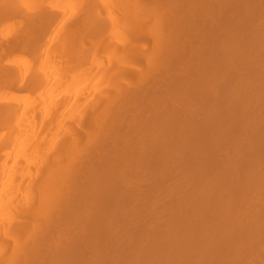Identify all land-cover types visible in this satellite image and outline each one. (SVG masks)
Wrapping results in <instances>:
<instances>
[{
	"label": "bare ground",
	"instance_id": "6f19581e",
	"mask_svg": "<svg viewBox=\"0 0 264 264\" xmlns=\"http://www.w3.org/2000/svg\"><path fill=\"white\" fill-rule=\"evenodd\" d=\"M148 1L149 0H5V1L0 2L1 3L0 5H3V3H7V4H5L6 8H4L5 10L6 9H8V11L10 10L9 11L10 13H8V11L6 10L7 15L9 16L11 14L12 15V16L10 15L11 18L13 16H15L13 18L17 19L19 22L17 25V28L13 29L11 34L9 33L7 36H3L2 38H0V172L5 170L6 174L8 175L9 181L11 182L10 187L8 189H6V190L0 189V264H60V262H61L60 258L62 255H64L61 252V249L63 248V244L62 245L60 244V241L62 238V237L60 238V217H62L60 215L62 214L63 217H65L64 214L67 213L66 210L68 209V211H70V209H71L70 207L66 208L65 206H67V205L62 204L63 208L66 210L64 211V209H62V208L60 210V205H61L60 204V201H61L60 196H62L59 194L60 193V187L62 186V188H63V186L66 185V183H62V181H66V179H69V182L71 180H73L74 182H77V180H80V181L82 180V182H79V183H82V184H79V186L78 185L76 186L74 184V182H72V181H71V183H69L67 180V182H68V184H71V185L73 183L75 185V187H77L76 189H78V188L83 189L82 185L85 187V185L89 184L90 182H93L91 180H98V182H99L102 179H103V181H105L104 179H106V181L107 180L110 181V182H107L108 183L107 185H109V183L110 184L113 183V181L111 182L113 177L116 178L117 180H118V178H119V180L121 179L122 182H124L123 179H126V180L131 179L132 180L133 178L144 177V176H146V174L154 173V171L156 170L155 164L160 162V161L163 165L166 164L165 168H167L166 166H167L168 161L171 162V160H169V159H171L173 145H174L173 142H174V139L176 138V137H174V136H176V135H174V132H175L174 127L176 125L174 124L175 119H173L175 114L172 115V108L175 105L174 104L175 103L174 91L176 90V88L178 91V89H180V87H181V91L179 92V94H181L180 96L182 97V94H183L184 96H186V97L183 96V98L188 99L189 94H190L189 92L192 91V87H194L196 85V83L195 84L193 83L194 84L193 86H190L191 83L189 85L184 83L188 86L183 85V83H181L182 81H180L181 71L179 72V69H178L179 67H177V69H178L177 71L179 72V77L177 76L178 73H177V75L173 73V71L176 70V69H173V67H176L175 65H177L179 60L181 62V59H180L182 57L181 55H183V53L185 51H186L185 55H186L187 59H190L189 57H191L192 55H194V56L197 55V53L195 54V52L199 49V47L196 46L197 50H195V47H193L194 45L192 44L195 41V39H194V41L190 40L191 44H192V45H190L188 39H191V35H189V34L187 35L186 30H183V29H186V27L190 28L189 22H191V21L189 19H192L191 14L192 13L194 14L198 10L197 7H199V9H200V6H202L204 4L201 8H203L205 10L204 7L206 5H208L206 7L208 9L210 8V10L206 9L208 12H206V10H205V12H206L205 14L201 13L202 12V9H201V10H199L200 12L198 11L197 13H201V15L198 14L200 16L201 20L204 18L207 19L208 17L213 18L215 20V25L211 22L212 19L210 21H208V19L205 21L206 22L208 21L207 25H209V24L211 25V23H212L213 24L212 26H214L213 27L214 29L216 26L217 27L219 25L223 26L222 23L223 24L225 23L224 26H227L228 24H231V23H233V24L236 23L241 30H239L240 33H237L235 35L234 34L233 35L228 34L226 36L227 38L225 36H223V38L219 39L221 41H222V39H226V40H224V42L222 44L224 45V43H225V45H227L226 46L227 49L224 46V50H222L223 52L221 51V49H219V51H218V47H217V50H214V49H216V46L214 44H212V39H210V38H212V36H213L214 39H216V38H218V35H217V37L215 36L216 34L213 35L212 32L214 31V29L212 27H210V29L211 28L213 29L212 32L211 31L209 32L208 29L203 30V31H208L209 33H211V34H208L207 36H206L207 32L204 33L205 34V38H204V36H202L204 34H201L203 32H201V31L199 32V30H202L201 28L203 26H205L204 24H206V23L200 24L199 22H201V20L197 19V17L199 18V16H197V17L192 16V17L197 19V22H198L197 25H201V28L198 29L195 26L196 25L195 23H197V22H195L193 24L195 29L198 31V33H197V31L195 30L196 33L201 34L202 37H200V39L203 38V41H204V42H202L203 43L202 48H201V42H200V41H202V39L199 41L200 43L197 41L199 39L196 40L198 43L195 41L198 44V46H200L199 50H201V54H199V53L198 54L202 55V58H205L206 56H208L209 59L208 58L203 59V61L204 60H206V61L204 62V64H202V61L199 62L200 59H202L201 57H199L200 59L198 57L196 58V59H199V61H198L193 56V57H191V60H192V58H194L195 61H193L194 59L192 60L193 62L190 60L192 62L191 65L188 64V62L186 61L187 62L186 65H189L187 67L193 66L196 63L198 64V62H199V64H201V68H203V69L205 68V70H203V69L202 70L207 71L209 68L212 69L211 66H213L214 63L219 62V61L226 59V58L227 59L229 58V60H233L236 62L237 56L239 54H241L240 52L237 53V51H239V50H237V47L239 45L241 46V44H245V43L250 44L251 43L253 46L251 44H250V46H252V49H254L256 52L260 51L263 48L262 44L264 45V8H263L264 6L262 4L261 5L258 4L257 7L258 6L259 7L262 6V7H261V10L258 8L259 11L257 10L258 11L257 12L256 11L257 7L255 8V6H256V4H257L256 2L258 0H245V1L242 0V2L245 3L242 5V2H241L242 7L244 5H246L245 7H243L244 13L241 11L242 9H240L237 6L238 8H236V9L237 10L240 9V11L242 12L241 14H237L238 15L237 17H236V14L233 13L235 11L237 12V10L233 11L234 9H232L235 7V5H233L234 2L230 1V0H229V2L227 0L226 3L227 4L228 3L231 4V2L233 3L232 6H234V7H232L230 5L232 7L230 9L232 11V13L230 12L231 13L230 16H234V17H229L230 13H227L226 11H223V13L226 12L227 16L222 13V9L225 7L226 3L224 4V6L222 8H220V6H222L223 4H221V2H220L221 5H219L218 2L221 0H218V2L216 1L217 3L215 2V4H217V6L214 4V6H216L215 8H214V6L212 8L209 7L210 5H213L215 0H211V1H213V3H211V2L208 3L210 0L209 1L208 0H198L199 1L198 3H197V1L194 3L193 1H195V0H179V1L183 2V3L180 2V4H179V1L173 0L172 2H174V3L171 2L172 5H170V6L168 5L169 3L167 1V3H168L167 5L169 6V8H171V7L174 8L175 4L176 5L178 4L177 6L175 5L176 8L182 6V8L181 9L178 8V10L175 8L174 9L171 8L172 11H174V10H176V11H174L175 14H172V11L169 10L168 11L169 17H171V18H169L167 20H164L161 17L157 16V15H159V14H157V13H159L157 6L159 5L158 7H160L162 9L163 6L166 5V3L163 4V0H154L153 2L151 0V2L149 1L150 4L155 3V6L158 2L157 6L156 7L154 6V9H155L154 14H153L154 17L152 16L153 19L151 20V22L149 21L150 20L149 15H147L150 12V11H148V8H149L148 6H150ZM175 1H176V3H175ZM237 1H235V2H237ZM240 1L241 0H239V2L237 3L238 5L240 4ZM36 2H37V5H35ZM147 2H148V5H147ZM159 2L161 3V5L162 4L163 5L160 6ZM164 2H166V1H164ZM224 2H222V3H224ZM206 3H208V4H206ZM74 4L77 6H75ZM227 4H226V7L224 9H226L227 6L230 8V6ZM7 5H10L9 8H7L8 7ZM3 6H2V8H3ZM14 6H16V8ZM12 7H14V8H12ZM18 7H21V8L18 9ZM2 8L0 7L2 12H4V9H2ZM145 8L148 11V13L146 12L147 14L145 13ZM150 8H153V7H150ZM194 8H196L197 10ZM15 9H18L19 11L15 10ZM12 10L14 11L15 14L18 15V18H17V15H15ZM21 10H23V11H21ZM101 11H102V14H101ZM260 11H262V12H260ZM177 12H180V14L179 13L177 14ZM254 12L255 13L257 12V15L259 18L257 17V15L255 16ZM1 14L2 13L0 12V16H1ZM221 14H222V16L225 15L228 20H225V18L222 17ZM259 14L260 15L262 14L263 16L261 15L262 16L261 17V16H259ZM7 15H6V18H8ZM239 15H242V16L239 18ZM175 16H178L179 18H177ZM243 16L246 17V19L248 18V20L246 21ZM2 17L0 18L1 19L0 21H2ZM4 17H5V15H4ZM194 18L192 20H196ZM231 18H232V20H231ZM242 18H244L243 19L244 21H242ZM3 19H5V18H3ZM179 19H180L181 24H180V22H178ZM205 21L202 20V22H205ZM209 22H211V23H209ZM57 23H60V34L58 33V31L56 29H54V26ZM149 23H151L150 29L147 25ZM177 23H179V24L176 27ZM186 23H189V24L186 26L185 25ZM226 23H228V24H226ZM257 23H258V25H260L259 26V27H261L260 29H263V30H261V32L259 29L256 28V26H254V25H257ZM182 24L185 25L186 27L183 26ZM174 25H175V27H174ZM180 25H182L181 28L182 27L183 28L178 31L179 32L178 35L180 38L179 39L177 37L178 35L176 34L177 33L176 30L179 29ZM207 25L205 26L206 28H207ZM248 25H252V27L255 30L256 29L259 30V31H257V30L255 31L257 34L255 32H253V34L255 33V36L253 35L254 37L249 35L248 33H247V35L250 38H248V36L245 35L244 31H245V28H248ZM258 25H257V27H258ZM220 27H218V28H220ZM174 28H176V29H174ZM189 28H187V29H189ZM192 28L193 27H191L190 29L192 30ZM206 28H203V29H206ZM223 28L224 27H221V29H223ZM147 29H149V30L147 31ZM180 31H183L182 36H184L183 37L184 40H182V41H181L182 36L180 35L181 34ZM141 32H144L145 34L142 33L144 35H139ZM229 32L232 33L230 30H229ZM188 33H189V30H188ZM192 33H193V30H192V32H190V34H192ZM213 33H217V34L219 33L220 34L219 31H214ZM224 33H225V29H224ZM197 34L194 33V36ZM136 35H138V36H136ZM210 35H212V36L209 38L208 36H210ZM222 35H224V34H222ZM188 36H189V38H188ZM219 37H222V36H219ZM197 38H198V36H197ZM176 39L177 40L179 39V42L176 41ZM217 42L218 41H216V43ZM147 45H150V47H148L150 49V54L144 59V56H143L144 47ZM246 47H248V45ZM235 49H236V52H232L233 50L235 51ZM239 49H240V47H239ZM243 49H245V46L243 47ZM249 49H250V47H249ZM199 50L197 52H199ZM254 50H252L251 53L252 52L254 53ZM188 51L191 52L192 54L191 53L188 54ZM229 51H231L232 53ZM240 51H241V49H240ZM243 51L246 53L247 49H245ZM243 51H242V53L244 54ZM263 51H264V49H263ZM253 53L251 54L252 56H253ZM136 54L139 55L142 59H144L145 65H146L145 69L143 66H140L139 64L133 65L132 63H130L131 61L128 58H132L133 56H136ZM187 55H191V56H187ZM139 56H138V60H139ZM239 56L237 58V62L239 60ZM254 56H255V54H254ZM183 58L185 59V56ZM242 58H243V55H242ZM251 58L252 57L249 58L250 61H251ZM258 58H259V56H258ZM187 59H185V60H187ZM247 59H248V57H247ZM252 59H255V58H252ZM262 59H264V58L262 57ZM138 60H137V62H138ZM185 60L183 62H185ZM241 60H239V61L241 62ZM261 60H259L260 63H261ZM223 62H224V60H223ZM235 62H233V63L236 64L237 62L236 63ZM240 62H238V63L240 64ZM245 62H247V61H245ZM255 62H257V60ZM238 63L236 65H238ZM247 63H249V62H247ZM250 64L248 66H250ZM253 64H252V67L254 68L255 65L256 66L259 65V62H257V64H255L254 66H253ZM179 65L180 64L178 63V66ZM183 65H185V64H183ZM242 66H244L246 69L248 68V67H246L247 65L245 66L242 64ZM263 66H264V63L262 64L261 67H263ZM82 67H85V68L83 69V71L81 73H79L80 74L79 78H75L76 73ZM183 67L184 68L182 70L186 69L185 66H183ZM193 67H194L193 69L196 68L195 66H193ZM238 67L240 68V66H238ZM250 67L248 69L251 70ZM258 67H260V66H257V68ZM190 68H192V67H190ZM201 68H199V69L201 70ZM235 69H233V70H235ZM255 69H256V67H255ZM259 69H257V70H259ZM190 70L193 71L192 69H190ZM261 70H262V68H261ZM184 71L187 73L186 70H184ZM191 71H189L188 73H190ZM192 73H194V72H192ZM192 73H190L191 76L189 74V76L191 78L195 74L194 73L192 75ZM231 73H233V71ZM261 73L264 75V71H261ZM251 74H254V73H250V77H251ZM256 74L254 77H257L260 75V74H257V76H256ZM262 74L259 77V81L261 78H262V80L264 78V76ZM102 75H104V77H102ZM232 75H234V74H232ZM228 76H231V75H228ZM190 77H185V78H186V80H189L188 78H190ZM66 78H67V80H66ZM203 78L201 79V81L203 80ZM233 78L238 79V78H236V76ZM64 79L67 82H68V79H69V81L72 80L73 82L77 81L78 82L77 85H79V82H81V81L88 82V83H86L87 85L86 84L83 85L85 87L79 88L75 91H73V90L70 91L69 89H71V88H69V89L66 88V89H63L60 91V92H62L60 94V96L48 97L47 93L49 91V87H50V89H51V87L53 89V88L60 86L59 84H63L65 82ZM192 79H194V78H192ZM206 80H208V79L204 78L203 81L205 82ZM228 80H230V82H231V79L228 78ZM90 81H92L93 83L91 82L92 85L88 86V84H90L89 83ZM194 81H195V79H194ZM201 81L197 85H202V87H203L206 83L203 84V81L202 82ZM208 81H207L208 85H205L207 87L210 86L209 83H211ZM237 81L238 80H236L234 82V83H237L234 85H237L236 88L237 89L239 88L240 90L242 88H244L243 86L246 83L249 84V79H247V82L243 83V84H242V82H245L246 79H245V81L243 79H239V85L240 84H241L240 86L243 85L241 88L240 86H238ZM256 81H258V78ZM256 81H255V85H257L259 83V82L256 83ZM227 82H226V84H227ZM251 82H252V78H251ZM251 82L249 84V87L252 86L250 92H252V94H254V95L257 93V96L255 99H257V100H258V98L261 99V97H258V96H260L258 94L261 93V92H259L261 88L258 89V87H257L258 91H256V89H255V92L253 93L252 89H254L255 86L253 88V85H251ZM263 82H260V83H262V85H261L262 87L264 85ZM219 85H220V83H219ZM228 85H229L228 87H226L227 85L224 87V84L222 85V83H221V86H223V87L220 86L221 88L215 87L213 89L211 88L212 86H210V88L212 90L215 89V92L217 93V94H214L215 92L214 91L212 92V90L210 89L212 94L216 95V96H212L211 92H209L210 97H212L211 99L216 97V98H214V101L212 102V104H211V100L209 101V103L211 104V105L209 104L210 105L209 109L211 108V110H213V112L211 111L212 113L209 110V112L211 114L217 115V114H215V110L217 111V109L219 110L218 115H221V114H219V112H221L223 114L224 111L230 110V114H228L229 113L228 112L227 114L224 115L225 117L223 116V118H226V117H228L226 115H230V116L232 115L231 110H234L236 107H238L239 97L235 93L236 88L234 87L233 88L234 92H231L232 91L231 86L233 85V83H232V85L228 83ZM44 86L46 87V89L44 88ZM261 86H259V87H261ZM43 89H45L46 91ZM195 89H196V87H195ZM205 89H207V88L204 87V90ZM247 90H248L247 94L250 95V98H251L252 94H249L250 88H247ZM36 91H38V96L35 95ZM177 91H175L176 94H177ZM208 91H205V92L208 93ZM209 93H208V95H209ZM230 93L232 95H233V93H234V95H237L238 99L236 97H234L232 99L231 96H228V94H230ZM242 93H244V92H242ZM239 94H240V92H239ZM262 94L264 95V91L261 93V95ZM248 95H247V99L245 97L244 98L240 97V98L244 99V101L246 99V101L249 102L248 100H250V98H248L249 97ZM254 95H252V97H254ZM228 97H230L232 100L229 99ZM176 99H177V95H176ZM173 100H174V102H173ZM180 100H182V99L180 98ZM263 100H264V98H262V103L264 102ZM240 101L241 100H239V103H240ZM255 101H254V104H256V103L258 104V101L256 103H255ZM68 102H72L74 105L78 106V110H77L78 115L73 117V118H71L72 117L71 114H69V113L67 114V112L63 110L64 107L66 106V104H68ZM250 103H252V102H250ZM217 104L219 105V108H218ZM260 104H261V102L259 103V106H260ZM215 105H216V107H215ZM242 105H244V103ZM262 106H263V104H262ZM242 107L240 104L238 110H241ZM256 107H258V106H256ZM173 109H175V106ZM246 109H248L250 112H252L251 109H249V108H246ZM243 110H245V108ZM253 110H254L253 111L254 114L257 113L255 111V108H253ZM256 110H258V109H256ZM261 111H263V110H261ZM173 113H175V111H173ZM242 113H240V114H242ZM244 113H246V112H244ZM249 113L247 112L246 113L247 115L244 114L246 117V119H244V120L248 121L247 119H248ZM258 113H260V109H259ZM234 115L237 116V117H235V119H234ZM232 116H233V118L229 117V122L231 119H233L232 122L237 120L236 118H238L239 113H238V115L236 113H233ZM250 116H249V118H251V119L249 121L253 120L251 123L258 121V120L254 121V118H256L255 117L256 114L252 115L251 117ZM253 116H254V118H253ZM257 116H259V114ZM209 117H206V118L210 119V118H214L216 116H213L210 118ZM242 117H244V116H242ZM257 118L258 119L262 118L260 120L262 122H264L263 117L260 116ZM207 119H205V120L207 121ZM217 119H218V121H217ZM217 119L215 120L216 124H218L221 121L220 117ZM210 120L211 121L208 120L207 122L202 121L204 123H202L201 126L199 124L197 129L195 128L196 129L195 132L200 127L202 128L203 133H201V134H204L203 136H206L205 134H210L211 131L216 132L215 127H217V125L213 122L214 120L213 121H212V119H210ZM226 120H228V118ZM244 120H242V121H244ZM260 120H259V122H257V124H260V126H258V127L264 128L263 123H262L263 127H261ZM224 121L225 120H222L221 122H224ZM221 122H220L221 125H225L224 124L225 122L223 124ZM245 122H243V123H245ZM235 123L237 125L238 122L235 121ZM227 124H228V122H227ZM241 124H239V125L241 127H243L242 125H244V124H242V125ZM232 125L233 124L230 125V127H229L230 129H231V127L233 129V127L236 126V125L235 126H232ZM239 125H237V126H239ZM252 125H253V127H252ZM256 125H255V123L249 124L251 129L248 128L247 131L249 132V131L253 130V132L252 133L250 132L251 135L248 133L249 134L248 136H252V134L256 135L257 132L256 133L254 132V129L256 128L254 126H256ZM236 127L234 129H236ZM245 127H246V123H245ZM245 127H243V129H245ZM212 128H214L215 130ZM217 128H219V127H217ZM220 128H221V126H220ZM224 128H225V126H224ZM224 128H222V130ZM230 129H229V132H231ZM243 129L242 130L239 129L241 131L240 134L243 133V131H244ZM246 129H247V127H246ZM256 129H258V128H256ZM256 129H255V131H256ZM225 130L227 132V129H225ZM261 130H263V129H261ZM192 131H194V129ZM200 131H198L196 133H200ZM213 132H212V134H213ZM229 132L227 134L223 133L224 136L229 135ZM259 132H261V131L259 130L257 135L259 134ZM262 132H264V131H262ZM219 133H220V130H219ZM232 133L234 134L232 136L237 137L235 135V133L239 134L238 128H237V130H235V133L233 131H232ZM192 134H193L192 136H194L195 133L193 132ZM212 134H210V135H212ZM223 134H222V136H223ZM218 135H217V137H218ZM242 135H240V136H242ZM261 135H263V134H261ZM261 135L258 136L259 139H260ZM188 136L190 138V135L185 136V138H186L185 142L188 140ZM199 136L200 135H197V137H199ZM232 136H231V138H232ZM246 136H247V133H246ZM208 137L206 136V140L211 139V141H212V137L211 138L210 137L208 138ZM191 138H190V140H191ZM194 138L196 139V136ZM194 138H192V140H194ZM213 138H214V136H213ZM222 138H224V137H222ZM239 138L240 137L235 138L236 139L235 145H236L237 141L241 140ZM243 138H245V137H242V139ZM251 138H253V137H251ZM200 139H202V138H200ZM228 139L225 138V141L227 142ZM235 139H233V141ZM190 140L187 141L185 144L183 142L184 146H181V148L179 149V151H181L182 153L185 152L186 155L184 153L180 154V152H179L180 156L184 155L180 159L178 158L179 163L177 162L178 163V169L180 168V170L177 169V171H180V175L178 174L180 176V177L178 176V178H180V181H179V179H177L178 185H177V183H175L174 185L176 188L173 190V187H174V185H173L172 191H171V192L174 191V193L176 194V195H174L171 193L172 197L174 196L175 198H177V197L183 196V198H186V200L185 199L181 200V198L180 199L177 198L178 199V200L176 199L178 201L177 204L176 205L171 204L172 206H175L174 210H176V211H174V212L177 213L176 215L184 214L183 208L185 209V212H187L186 210L190 209V208H187L188 203L191 204V205H189V207H192V206L197 207V208L195 207V209L193 207L191 208L192 210L194 209V212H195V210L199 211L200 209H202L201 206L203 208H206L205 207L206 205L203 203L205 202L206 204H208V199L211 197H212V201H214L215 203L210 201L211 200L210 199L209 204L213 205L212 203H214V205H215L214 209H215V207L221 208V209H218V210H220L218 212H222V211H224V210H222L223 205H219L218 203L222 204V203H224V201L226 203L227 201H230V198H233V197L235 198V196H236L237 199L236 198L235 199L237 201H235V204H237V205L235 206L233 204L234 205V211L231 212V215L233 213L237 217L241 214V211H240V209L236 210L235 207H237L239 205L238 204L239 201L242 203L240 205H243V202H245L243 200L245 198H247L246 195H248L247 193H249L247 191H250L251 193L254 192L257 195L258 194H261V195H258V196L255 195L257 198V200H255L256 203H255V205H254V203L251 204V205L255 206L254 208L252 207L253 210H250L251 209L250 205H249L250 207H248V208H250L249 209L250 212H246V211H244L245 209H241L242 211H244L246 213H244L243 216L241 214L240 215L241 217L239 216L240 218L238 217L241 220V224H242V225L240 224V226H238L239 230L242 233H240V231L236 228L237 229L236 231L237 232L239 231V232L238 233L235 232V234L240 233L238 236L234 235L233 232L235 231L234 227H236L235 223L238 221L240 222V220L238 219V221H237V218L236 217L232 218L230 214L229 215H230L232 220H230V219L227 220L228 216L227 217L225 216L226 211H224V213L223 212L221 213L225 216V218L223 215H221L219 213L221 215V217H220L219 215L216 214V213H218V212H216L217 208L214 211V210H212V208H213L212 206H211L212 208L210 206H208V207H209V209H211L210 212L214 215L212 216V214L210 212H208V213L206 212L205 214L208 217L207 220L211 219V221L209 220V222L213 223V226H211V227H214L216 224L218 225V223H220L222 221L223 224L222 225L220 224V225L222 226L223 230H221V227L219 228L216 225L215 227H217V228L216 229L214 228L215 230L212 229L210 231L211 228L210 229L206 228V225H204V224L208 223V227H209L212 223H210V225H209V222L207 220L203 221V219H202V222L207 221V223L205 222L204 224L202 222H200L204 225L205 232L202 231L203 227L201 228L199 226H196V225H198L197 223L199 221L196 223L194 221L195 226H193V223L190 222V224L193 227H191L187 223L190 226V228H194V227L200 228V229L198 228L199 230L197 231L198 235L196 233L197 236H195V232H193V231H195L194 230L195 228L193 229V231H192L193 236H195L197 238L204 237L200 240L196 239L194 242H193V240L195 239V237L192 238L193 237L192 235H191L192 237L189 236L190 238H187L188 235H190V232L192 229L191 230L185 229V230H188L187 233H189V234H187V236L183 232H182V234L181 233L179 234V232H181L180 230H178L179 232H177L175 230V228L176 227L178 228L179 225H181V224L184 225V223L188 222L187 221V220H189L188 217H192V215H194L192 213V210H188L189 215L192 213L191 216H189V215L186 216L187 215V213H186L185 216L187 217V219H186V217L182 218L181 221H184V220H186V221H184V223H181L180 220L179 221L177 220V219H179V216H178V218H176L177 216L174 215L175 216L174 217L173 214L171 213L170 209H169V212L166 209V211L169 213V215L167 216L168 213L167 214L164 213L165 214L164 216L167 218L168 217L171 218V216H170V213H171V215H172L171 219L178 221L176 224L174 223L175 221L172 222L175 224L174 230L176 231V235L173 234L174 232H172V229H171L173 227V224L171 223L172 220L169 221L172 224V226H170L168 222H165V220H168V219L163 218L164 216H162L160 214V212L158 213V211H157L156 213H158V214L155 216L156 220L160 214L162 216V218H160V219H163V220L165 219L164 220L165 223L164 222H161V223H164V225L168 223L167 225H169V226L167 228H169V227L170 228L167 230V229H165L166 226H162V227L160 226L159 228L163 229V232H162L163 235H161V236L159 235L161 233V230H160V232L156 231L158 233V238L156 237L157 235H155V234H157L156 232L150 233V231H149L148 235H150V234L151 235L150 236L147 235V237H150V238L155 237L156 239L151 238V240L148 241V243L146 244L147 249L145 251L143 250L145 248H143L144 246L142 247V245H145L146 240L150 239V238H146L145 235L147 233L145 232L146 234H143V236H142L143 241H140V239H138V238H141L140 237L141 235L139 234V232L142 230L140 228V231L139 232L137 231L140 236H138V235L136 236V237H138L137 239L139 240L140 244L138 242L134 241L135 244L134 243L133 244L135 246L130 245L131 248L135 247L137 249V251H136V249L134 248V252H133V254H131V257H133V261L136 264H206V262H207V264L209 262H210L209 264H211L212 262L214 263L213 260H215V259H213L209 255H212L213 257H217L218 255L216 253H213L212 249L213 250H215V249L211 248V247H212V244H214V243H211L212 239L211 240L209 239L211 237L208 238L207 236L208 235L211 236L212 234L210 232H212V231L216 232L218 229L220 234L216 232L218 235L216 233L214 235L215 239L216 240L218 239L219 244H220V245L219 244H217V245H219V247L221 245H223L225 247L223 249L224 251L227 248L229 250H227L225 252L222 250L225 254L221 253V254H223V256L218 257V259L216 258L218 261L215 260V264L216 263L217 264H264V248H263V251L260 250L262 245L264 247V242L261 243L263 241V238H264V195H263L264 194V173H262L260 171V169L262 170V166H261L262 163L264 166V161H263L264 158L261 156V158H260L262 160L261 163L259 161L260 159L258 160L260 164L254 162V161H256V159L259 158V157L257 158L256 156L254 157V158H256L254 160L251 157L252 158L251 161L253 160L252 162L249 161L250 158H248L246 160V157L249 156V152H250V149L248 147H249V145H251V143H250L251 141L248 139L250 144L248 142H245L246 147L249 144L247 149L243 148V145H241L242 146V152H243V149L244 150L246 149L247 152L249 149V152L247 153L248 155L246 156V154H245L244 158H242V160L245 159V161L244 160L240 161L239 160L240 157H239L238 160H239L240 166H237L235 164L237 162L234 163V160L237 161L238 156L236 155V153L239 152V150H238V148L235 149L236 147H234V149H232L233 145L229 147L231 150H233L232 152H236L234 155V153L231 154V152H229V151H231L230 149L228 150L227 154H231L232 155L231 157L234 158L233 161H231L233 158H230V160L224 158L225 160H227L226 163L230 162L229 166H231V164H232L234 170H237V169H235V166H237V168L239 167V170H240V167L242 165L241 162H243V164L244 163L245 164L242 165V167H244L246 165L245 166L246 168L244 167L246 169V171H247L248 166L249 167L252 166V165H250V163L253 164V167H250V170L248 168V174H247V172L244 171L245 169L244 170L242 169V171H244L245 173L242 171H240V172H242L241 174L243 176L246 175V177L236 175L237 178H235L236 172H232V171L228 172V170H230V169H227L229 166H227V168L225 167V169L223 168L221 170H219L218 168L215 167L216 171L219 170V172L221 171V175L223 174L222 176L220 175L221 178H223V176H225V173L230 174L231 172L234 173V176H232L231 174L230 175L232 177H234L233 179H235V180L239 179L240 177L241 178L242 177L248 178L247 181H245V179H242V180H244L243 182L239 181L241 179H239L238 181H235V182H237V183H235V184H237L236 186H234L235 184H233L231 182L232 179L229 178V180H230L229 182L232 183V185L234 187V192H236V193H232L235 195L233 197H231L232 196V194H231L230 198H228L229 195H227V194H229L230 191L233 192V187H228L231 184L227 185V183L224 182V181H227L225 177H224L225 180H223L221 178L218 179L217 178L218 176L215 175L212 178L214 180H215V178H217L216 181L213 180L215 183L210 178L207 179L208 183H206L207 180L204 181V178H203L204 173L206 171H208V172H207V174L205 173L206 174L205 176H208V175H210L209 171H211L212 169H213L212 171L215 170V168H213L214 166H216L214 164L215 161H213V159H215L213 157L214 153H212V154L207 153V155H206L209 158H210V156H208V154L211 156L213 155L212 156L213 159L211 158V160L213 161V162H211L212 164L209 162L211 160L205 158V156H204L206 165L204 167V164H202V163H204V161H202V160H201L202 163L200 165L202 168L204 167L205 169L203 168L204 171H203V169L201 170V168L199 170L198 169L199 167L197 166L198 165L197 161H196V163L194 161L195 160L194 158L196 155L198 158V154H196L197 152L195 153V155L194 154L190 155L191 151L195 152V150L194 149L192 150V148L194 146V142L195 141L197 142V139L194 142L191 140L193 142V146H192V144H191L192 142ZM198 140H199V138H198ZM229 140L231 141V139H229ZM225 141L222 142L223 145H224ZM189 142H191V143H189ZM260 142L262 143V141H260ZM260 142L257 141L258 144H256L255 147L257 145H260L259 147L261 148V144H259ZM202 143H204V142L202 141ZM212 143H213V141H212ZM238 143H237V145H238ZM241 143L243 144V142H241ZM199 144L202 147L203 144H201V143H198V144L196 143V146H199ZM214 144L219 145L215 142V143H213L214 147H215ZM228 144H231V142H229ZM226 145L223 146L224 148H221V149H220V147H218V148L220 150H222V149L225 150ZM59 146H60V162L58 164H60L61 166H60V169L52 172V170L50 168L52 162H50L49 159H53L54 155H57V150H58ZM210 146H212V144ZM251 146L253 147V145H251ZM40 147L41 148H46V147L49 148V150H50L49 155L42 160H31L30 154L35 152V150L40 149ZM221 147H222V145H221ZM252 147H251V149L254 152H256L255 150L257 148L253 147V148H255V150H254ZM202 149H203V147H202ZM204 149H203V151H204ZM206 149H207V147H206ZM211 149H213V148H211ZM226 149H228V148H226ZM51 150H52V154H51ZM198 150H196V151H198ZM214 150H217V148ZM236 150H238V151H236ZM240 150H241V148H240ZM257 150L262 152L261 149L260 150L257 149ZM199 152H200V150H199ZM214 152L216 154V151H214ZM224 152H226V151H224ZM254 152H252V153H254ZM260 152H258L260 155H262L264 153V152H262V153H260ZM17 153H20V155L23 153L21 156L26 155V156H24V165L23 166L17 167L15 165L17 163L16 157L18 159L21 158V156L18 157L16 155ZM64 155L69 156L66 161H64V158L62 157ZM240 155L243 156V154H240ZM256 155H258V154H256ZM228 156L230 157V155H228ZM234 156L235 157L237 156V157L235 158ZM217 157H218V155H217ZM8 160H12L13 163L16 161V163L14 164L15 166L11 165L14 168L9 167V164L7 166ZM216 160L218 161L219 159H216ZM228 160H229V162H228ZM224 161H222L223 162L222 164L220 163L221 165L217 163L218 166L220 165V168L223 167L222 165L226 166ZM63 162H64V164H63ZM170 162H169V164H170ZM193 163L197 164L196 165L197 168H196V166L194 167ZM246 163H248V165ZM233 164H235V165H233ZM256 164H257V166H255ZM258 164H259V166H258ZM171 166H173V164ZM171 166H170V168H172ZM259 167H260V169H259ZM43 168H46V169H43ZM251 168H253L252 171H251ZM165 170H163V171L165 172ZM222 170L224 171V173L222 172ZM239 170H237V172ZM163 171H160L161 173H159V174H162ZM212 171L210 172L211 175H212ZM249 171H250V174H249ZM256 171L257 172L259 171L258 173L261 172L263 177H260V175ZM262 171L264 172V170H262ZM16 174L18 175L19 178H21L20 179L21 182H19V183H16V182L14 183ZM229 174L226 175L227 178L231 177V176H229ZM237 174H240V173L238 172ZM213 175H214V172H213ZM249 175H250V177H249ZM162 176L163 175H161L160 177H162ZM210 176H208V177H210ZM238 176H240V177H238ZM110 177H111V180H110ZM208 177H206V178H208ZM107 178H109V179H107ZM56 179H57V181L55 182ZM85 180H90V181H88L89 183L85 184ZM126 180H125V182H126ZM129 180H127V182ZM158 180L160 183V178ZM202 180L205 183H203ZM210 180H211V183H214V185L209 184ZM164 181H166V180L164 179ZM122 182H116L115 181L114 184L115 183H122ZM103 183L99 182L97 184L98 186L96 188H100L99 187L100 184H102L101 185L102 189L107 188L109 191H111L112 189L114 191V188H116V184H115V187H114V184H111V185H113V187H110L111 185L107 186V185H105V183L103 185ZM164 183H166V182H164ZM242 183H244V184H242ZM68 184H67L68 189L73 188V186L70 187ZM157 184L158 183H156L154 185L156 186ZM223 184H226L228 188L226 187V189H224L225 185H223ZM91 185H93V184L90 183L89 187H91ZM119 185H121V184H119ZM122 185H123V183H122ZM122 185L120 187H122ZM154 185H153V187H154ZM220 185L221 186L223 185L222 187L224 189V190L220 191L221 193L218 192L219 191L218 187ZM117 186H118V184H117ZM221 186H220V188H221ZM157 187H158V185L156 186V188ZM62 188H61V190H63ZM86 188L88 189V187H86ZM86 188H84V190H86ZM154 188H153V190H154ZM182 188H185L186 191H184V192L181 191L180 189H182ZM68 189H64V191L65 190L67 191ZM76 189H75V191L74 190H72V191L74 193L76 192L75 194H78L80 197H81V193L82 194L85 193V192H83V190H80L81 193H78L79 190L77 191ZM92 189H93V187H92ZM149 189H152V187H150ZM167 189H169V188H167ZM212 189L214 191H212ZM228 189L230 191H228ZM35 190H38V193L36 192V194H39L40 196H38L34 193ZM170 190H168V191H170ZM182 190H184V189H182ZM91 191H93V190H91ZM96 191H97V189H96ZM155 191L158 192L159 189L155 190ZM178 191L181 193H176ZM68 192H70L71 194L73 193V192H71V189L68 190L67 193L64 195V197L66 196L65 199L68 197L67 194H70ZM127 192H128V190H127ZM153 192L151 194H153ZM160 192H161V189H160ZM212 192H213V194H212ZM245 192H247V193H245ZM163 193H165V192L163 191ZM254 193L251 194V196L254 195ZM17 194H18V196H17ZM87 194H89V193L87 192ZM87 194H85V195H87ZM91 194H92V192H91ZM91 194H90V199L87 198L88 202H89V200L91 201V198H92ZM151 194H150V196H151ZM179 194L180 195L182 194V195L179 196ZM244 194H246V195H244ZM123 195H122V197H123ZM129 195L131 197V194H129ZM168 195H170V193ZM226 195H227V198H226ZM262 195H263V197H262ZM127 196L128 195H126L124 197H127ZM219 196H220V198H219ZM223 196H225L224 198L227 200L223 201L222 200ZM260 196H261V198H260ZM84 197L85 196L83 195V198ZM153 197H152V202L154 201ZM215 197H217V198H215ZM258 197H259V199H258ZM38 198H40L41 202H39ZM72 198L73 197H71V198L69 197V199H72ZM76 198H78V197H76ZM117 198H119V197H116V199ZM248 198H249V200L252 199L249 195H248ZM78 199H80V200L76 204ZM78 199H76L77 201L75 199H72L71 201L74 200L75 206L78 205L81 207V205H79V203H80V201L82 202V199L81 198H78ZM92 199H93L92 203H94L93 201H95V200H94V198H92ZM127 199H128V197H127ZM215 199H218V200L220 199L221 202L216 203ZM65 201H64L65 204H68V202L71 203V201H69V200H67L66 202ZM145 201H146V199H145ZM174 201H175V199H174ZM88 202H87V204H88ZM113 202L115 203V201H113ZM120 202L123 203V199H122V201L120 199ZM120 202L118 201L119 204H120ZM149 202H150V200H149ZM230 202H229V208L227 209L228 211H229L230 207L233 208L232 205L230 206ZM250 202H254V200L250 201ZM92 203L89 202L88 205H91ZM118 203H115V205H117ZM172 203H174V202H172ZM232 203H234V202H232ZM246 203H249V201L245 202V204ZM84 204H85V202L83 201L82 205L84 206ZM87 204H85L84 207H87L86 206ZM166 204L165 205L163 204L165 207L162 206V210L166 207L169 208L168 204H167V206H166ZM186 204H187V206H186ZM245 204H244V206H245ZM72 205H73V203L70 204V206H72ZM94 205H95V203H94ZM94 205H92V206H94ZM226 205H228V204H226ZM226 205H224V207H226ZM78 206H76V208H78ZM172 206H170V208H173ZM220 206H222V207H220ZM121 207H122V205H121ZM198 207H199V209H198ZM224 207H223V209H225ZM53 208H54V210H52ZM73 208H74V205H73ZM87 208H90V206H88ZM178 208H179V210H178ZM180 208L182 209L183 213H178L181 210ZM238 208H240V207H238ZM90 209H93L92 212L94 213V208L91 207ZM115 210L113 212H115ZM171 210L173 212V209H171ZM202 210L204 211V209H202ZM202 210H200V211H202ZM61 211L62 212L64 211L65 213H62ZM163 211H165V210H163ZM190 211H191V213H190ZM198 211H196L195 216L200 215V213ZM203 211L201 213L204 214ZM230 211H231V209H230ZM239 211H240V213H239ZM60 212H61V214H60ZM72 212L74 213L73 210H72ZM87 212L90 215L87 214L89 217L88 216H86V217L90 218L92 216L91 214H93V213H90L91 210L87 211ZM234 212L236 214L238 213L239 215L238 214L236 215ZM156 213H153V214H156ZM203 214H201L202 218H204L206 216ZM215 214L221 218V221L215 220L217 222V223H215V221L213 220L214 217H216ZM69 215H71V214H69ZM208 215L212 216L213 219L209 218L210 216H208ZM226 215H228V212L226 213ZM16 216L22 217L23 220L17 221ZM113 216L115 217V215H113ZM135 216H137V214H135ZM152 216H154V215H152ZM222 216H223L224 220L222 219ZM66 217H67V215H66ZM79 217H80V215H79ZM173 217L176 219H174ZM180 217H182V216L180 215ZM152 218H154V217H152ZM199 218H200V216H197V220ZM64 219L65 218H63V220ZM74 219H76V218H74ZM204 219H206V217ZM216 219H218V217H216ZM107 220H108V218H107ZM163 220H161V221H163ZM190 220H192V222H193V219L190 218ZM234 220H235V222H234ZM65 221H67V220H65ZM79 221H81V220H79ZM200 221H201V219H200ZM231 221H232V223L234 222V225L232 223H229ZM37 222H39V228H37V226H36ZM77 222H78V219H77ZM107 222L108 221H106L105 224ZM109 222H110V220H109ZM74 223H75V220H74ZM74 223H72L71 225H73ZM159 223H160V220H159ZM69 224H70V222H69ZM83 224H84V222H82L81 225H79V226L82 228ZM177 224H178V226H177ZM229 224H230V226L231 225L232 226L230 227ZM106 225H108V224H106ZM73 226L75 227V225H73ZM112 226L110 224V227H112ZM181 226H179V227L181 229L183 228V231H185L184 227H181ZM184 226L186 227L187 225L185 224ZM189 226H187V227H189ZM200 226H202V225L200 224ZM69 227L71 228V226H69ZM105 227L107 228V226H105ZM105 227L103 228V232L106 230ZM108 227H109V225H108ZM151 227H153V226H149L147 228H149L150 230H153V228L151 229ZM232 227L234 230L231 229ZM77 228L81 229L79 227H77ZM154 228H155V226H154ZM159 228H157V226H156L155 229L159 230ZM180 228H178V229H180ZM149 229H146V231H148ZM206 229H209V230H206ZM107 230L111 231L112 229L110 230V228L109 229L107 228ZM164 230H166L165 232L168 231L169 236H167L168 234L165 233ZM170 231L172 232V234L169 233ZM200 231H202V232H200ZM110 233L112 234V232H110ZM142 233H143V231H142ZM199 233H200V235L202 233H206V235H207V233H210V234H208L207 236L205 234L200 236ZM63 234L61 233V235H63ZM74 234H76V233H74ZM170 234H171V236H170ZM66 235L67 234H64V236H66ZM68 236H67V238H68ZM70 237H71V240H69V241H73L72 240L73 237L71 235H70ZM86 237H87V235H86ZM228 237H231V239L234 240L235 242H237L240 239H241L240 242L243 240L244 241V242H242L243 247H242L241 243L239 244L241 248L239 247V245L237 246V244L239 242H237L236 244H233V242L231 243L232 240ZM191 238L193 240H191ZM63 239H64V241L62 240L61 241L62 243L63 242L68 243L67 239H65L64 237H63ZM74 239H76V241L74 240L75 242L80 240L79 236H78V238L76 237ZM137 239H136V241H137ZM189 239H190V241H189ZM205 239H208V240H205ZM197 240L201 241V242H199V244H198ZM216 240H214V241H216ZM245 240H246V242L248 241V243H249V240H252V242L250 241L251 245L250 244H249V246L246 245ZM206 241H208V242H206ZM209 241H211V242H209ZM226 241L228 243L230 242L231 244L230 243L227 244ZM216 242H215V244H216ZM67 243L66 244L64 243V244L66 246H69L70 244L67 245ZM72 243H74V242H72ZM169 243H170V246H171V244L176 245L175 248L177 251L174 249L176 251V253H173L172 251H170V250H172L171 249L172 246L170 249H169V247L167 248V246H169ZM209 243L211 244L210 249L212 251V254H211L210 250H208V248L210 246ZM74 244H76V243H74ZM125 244H123V245L126 247ZM166 244H168V245L166 246ZM60 245H61V247H60ZM111 245H112L111 247H113V244H111ZM128 245H129V243H128ZM128 245H127V247H129ZM70 246H73V245L71 244ZM140 246H141V248H140ZM205 247H207V250H205L206 249ZM216 247H218V246H216ZM222 247L220 249H222ZM70 248L73 249V247H70ZM120 248H122V247H120ZM196 248H199V250L197 249L198 253L196 252L197 250L194 251ZM65 249L64 248L62 249L63 252ZM124 249H126V248H124ZM140 249H141V251L142 250L144 251V252L142 251V253H141L142 255L140 253H138V251H140ZM160 249H162L163 251L168 249L171 254L169 252H166L168 254H166L165 252H163L164 254H161L162 252L159 251ZM113 250H114V248L111 249V252ZM131 250L133 251V249H131ZM203 250H205V253H203L204 252ZM65 251H67V249ZM115 251H116V248H115ZM118 251H120V250H118ZM124 251L126 252V250H124ZM128 251H130V249L127 250V252ZM157 251H159L160 254H158ZM60 252L62 253V255H60L61 254ZM70 252H72V251H70ZM73 253L75 256H73L72 253H69L70 256L72 255V257H70L71 259L66 258V261H64L62 259V261H64V262L61 264H74V262L79 257V256L77 257L76 255H79V254H75V252H73ZM113 253L114 254L118 253L116 255L120 254V252H117V251H116V253L113 251L111 254H113ZM130 253L131 252H129V254ZM202 253L204 254V256L202 255ZM206 253H210L208 255L210 258H207L208 256H205ZM67 254H66V256H67ZM155 254L158 256H156ZM214 254H216L217 256L216 255L214 256ZM115 256H113L114 258H112V255H110V257L112 258V259L110 258L111 261H114ZM119 256L116 257L117 260H119L118 259V258H120ZM63 257L65 258V256H63ZM250 257L252 260L250 259ZM104 258H105V256H104ZM121 258L124 259L122 255H121ZM110 259H108V260H110ZM122 259L120 261H122ZM208 259H211L212 262L210 260L207 261ZM219 259H220V263H219ZM117 260L115 259V261H117ZM127 260L128 259H126V257H125L126 262H127ZM120 261H117V262H120ZM125 261L120 262V264L126 263ZM129 261L127 262V264L129 263ZM133 261L131 264H133ZM111 263H113V262H111ZM113 264H119V263H113Z\"/></svg>",
	"mask_w": 264,
	"mask_h": 264
},
{
	"label": "rangeland",
	"instance_id": "374dc122",
	"mask_svg": "<svg viewBox=\"0 0 264 264\" xmlns=\"http://www.w3.org/2000/svg\"><path fill=\"white\" fill-rule=\"evenodd\" d=\"M2 1H5V0H0V2H2ZM149 1L151 2V0H149ZM149 1H148V2H149ZM153 1H154V0H152V2H153ZM164 1H166V2H164ZM167 1H168L169 4L167 3ZM172 1H173V0H163V4L166 3V5L163 6L162 9H161L160 7H158L159 5L157 6V4H158V2H157L156 6H157V9H158V11H159V13H157V14H159V15H157V16L161 17V18L164 19V20H167V19L171 18V17H169V13H168L169 10L172 11V9H174V8L177 9V10H178V8H179V9L182 8L181 5H180L181 7L176 8V6H177L178 4H177V5L175 4L176 6L173 4V5H174V8L171 7L172 9L169 8V6L172 5V4H171ZM177 1H179V0H177ZM196 1H197V3L199 2L198 0H195V1H193V2L195 3ZM208 1H209V0H208ZM216 1L218 2V0H215L214 3H213V1L210 0L208 3L211 2V3H213V5H210V4H209V5H210L209 7L212 8V7L214 6V4H215ZM224 1H225V2H224ZM230 1H233L234 4H233L232 2H231V4H230V3L227 4V3H226L227 0H221V1L218 2L219 5L223 4L222 6H220V8H222V7L224 6L225 3H226L227 5H229V6H230V5L232 6V4L235 5V7L232 6V7H234V8H232L231 6H230V8H229V7L227 6V8H226L227 10H226V9H224V8L226 7V4H225V7L223 8L224 10L222 9V13H223V11H226L227 13H230V12L232 13V11H231L230 9L232 8V9H234L233 11H235V10H237L236 8H238V7H239L240 9H242V10H241L242 12L244 11L243 7H245L246 5H244V6L242 7V5L245 4L244 2H242V0L240 1V4H239V5L237 4V3L239 2V0H238V1L235 0V1H237V2H235L234 0H230ZM243 1H245V0H243ZM259 1H260V0H258V1L256 2L257 4L255 3V4H256L255 8L257 7L258 4H259V5L262 4V5L264 6V4H263L264 1L261 0V1H260L261 3H260ZM148 2H147V5H148ZM150 2H149V4H150ZM180 2H182V1H179V4H180ZM206 2H207V1H206ZM217 2H216V3H217ZM220 2H221V4H220ZM222 2H224V3H222ZM228 2H229V0H228ZM241 2H242V5H241ZM262 2H263V3H262ZM159 3H160V2H159ZM172 3H174V2H172ZM175 3H176V1H175ZM177 3H178V2H177ZM182 3H183V2H182ZM182 3H181V4H182ZM208 3H206V4H208ZM0 4H1V3H0ZM5 4H7V3H3L4 6H5ZM151 4H152V5H151ZM151 4H150V6H148V7H149V8H148V11H150L151 13H150V12L148 13V11H147L146 8H145V13H146V12L148 13V14H147V13H146V14L149 15V19H150L149 21H150V22H151V20L153 19L152 16L154 17L153 14H154V10H155V9H154L155 3H151ZM163 4H162V5H163ZM167 4H168L169 6H168ZM206 4H205V5H206ZM236 4H237V5H236ZM3 5H0V7L2 8ZM11 5H12V4H11ZM15 5H16V4H15ZM35 5H37V2L35 3ZM74 5H75V4H74ZM162 5H161V3H160V6H162ZM203 5H204V4H203ZM203 5H202V6H203ZM215 5L217 6V4H215ZM219 5H218V6H219ZM4 6H3L2 9L6 8V6H5V7H4ZM7 6H8L7 8H9L10 5H7ZM12 6H13V5H12ZM18 6H19V5H18ZM75 6H77V5H75ZM156 6H155V7H156ZM202 6H200V9H199V7H197L198 10H197L196 8H194V9H196L197 11H196L194 14L192 13L191 15L194 16V17H195V16L197 17V16H199L198 14L201 15V13H204V14H205L206 12H208V11L206 10V9H208V8H206L208 5H206V6L204 7L205 10H206V12H205V10H204L203 8H201ZM216 6H214V8H215ZM237 6H238V7H237ZM14 7L16 8V6H14ZM14 7H12V8H14ZM21 7H22V6H21ZM21 7H18V9L21 8ZM150 7H153V8H150ZM261 7H262V6H260V7L258 6L257 9H256V11L258 10V8L261 10ZM228 8H229V9H228ZM255 8H254V9H255ZM263 8H264V7H263ZM18 9H15V10H18ZM72 9H73V8H72ZM201 9H202V12H201V13H197V12H198L199 10H201ZM240 9H238V10L240 11ZM0 10H1V9H0ZM6 10L8 11V9H6ZM6 10L4 9V12H2V10L0 11V12L2 13L1 16H0V18L3 16V17H2V21H0V38H2L3 36H7L9 33L11 34L12 30L15 29V28H17V25H18V23H19L17 19L13 18V17H15V16H13L12 18H11V16H12L11 14H10L11 16H10V15L8 16L7 13H6V12H7ZM208 10H210V8H209ZM229 10H230V11H229ZM238 10H237L238 13H237L236 11L233 12V13L236 14V17L238 16L237 14H241V13H242L241 11L239 12ZM9 11H10V10H9ZM9 11H8V13H10ZM12 11H13V10H12ZM18 11H19V10H18ZM21 11H23V10H21ZM174 11H176V10H174ZM174 11H172V14H175ZM179 11H180V10H179ZM194 11H195V10H194ZM254 11H255V10H254ZM258 11H259V10H258ZM258 11H257V12H258ZM199 12H200V11H199ZM226 12H224L223 14H225V15L227 16V13H226ZM257 12H256V13L254 12L255 16L257 15ZM260 12H262V11H260ZM5 13H6V14H5ZM13 13H14V11H13ZM13 13H12V14H13ZM178 13L180 14V12H177V14H178ZM231 13L229 14V17H234V16H230ZM243 13H244V12H243ZM3 14L5 15V17H4ZM14 14H15V13H14ZM14 14H13V15H14ZM101 14H102V11H101ZM161 14H162V15H161ZM170 14H171V13H170ZM196 14H197V15H196ZM235 14H234V15H235ZM262 14H263V13H262ZM262 14H261V15H262ZM6 15L8 16V18H6ZM15 15H17V14H15ZM144 15H145V14H144ZM225 15L222 16V14H221V16L225 18V20H228V19L226 18ZM232 15H233V14H232ZM242 15H243V14H242ZM242 15H239V18H240ZM261 15L259 14V16H261ZM170 16H171V15H170ZM192 16H191V18L193 19L194 17H192ZM244 16H245V15H244ZM244 16H243V17H244ZM262 16H263V15H262ZM262 16H261V17H262ZM175 17L179 18L178 16H175ZM229 17H228V18H229ZM257 17H258V15H257ZM3 18H5V19H3ZM17 18H18V15H17ZM244 18H245L246 21L248 20V18H247V19H246V17H244ZM244 18H242V21H244V20H243ZM258 18H259V17H258ZM192 19H189L191 22L193 21L192 23L189 22L190 24H189V23H186L185 25L187 26V25L189 24V25H190V28L193 27V28H192V30H193V33H192V34H193V35L190 34V32H192V30H191L189 27H186V26L183 25V24H182V25L186 27V29H183V30H186L187 35H188V34L191 35V39H188V40H189V44H190V45L193 44V45H194L193 47H195V50H197V47H199V49H200V46H198L197 43H198L201 39H202V41H200V42H201V48L203 47V46H202V45H203L202 42H204V41H203V38L200 39V37L204 36V38H205V34H204V33H206V32H207L206 36H207L208 34H211V33H209V32H210V31L212 32V30L214 29V28H213L214 26H212V25H213V24L215 25V20H214L213 18H211V17H208V18H207L208 21H210V20L212 19L211 22L213 23V24H212L211 22H209V23H211V25L209 24V25H210V26H209V25H207V24H208V21H207V22L205 21V20H207V19H205V18L202 19V20L205 21V22H202L200 16H199V18L197 17L198 20H199V19L201 20V22H199L200 24H201V23H206V24H204V25H205V26L207 25V28H206L205 26H203V27L201 28V25H197V24H198L197 19H196V18H194V19H196V20H192ZM0 20H1V19H0ZM231 20H232V18H231ZM178 22H180V19H179ZM195 22H197V23H195ZM194 23L196 24V25H195L196 28H198V29L201 28V29H202V30H199V32H200V31L203 32V33H201V34H204V35L201 36V34H197L198 31L195 29V27H194V25H193ZM178 24H179V23L176 24V27L178 26ZM180 24H181V22H180ZM191 24H192V25H191ZM226 24H228V23H226ZM234 24H235V25H234ZM234 24L231 23V24H228L227 26H224L225 23H224V24L222 23L223 26L219 25L218 27H220V26H221V27H224L223 29H221V27L218 28V27L216 26L217 28L215 27L214 31H219V32H220V34H219V33H218V34H217V33H213L214 31L212 32L213 35L216 34V35H215L216 37H217V35H218V38H216V39H214V37H213L212 35L208 36L209 38L212 36V38H210V39H212V44H214V45L216 46V49H214V50H217V47H218V51H219V49H221V51H222V50H224V46H225V48L227 49V47H226L227 45H225V43H224V45L222 44V43L224 42V40H226V39H222V41L219 40V39L223 38V36L226 37L228 34H229V35H230V34H231V35H233V34L235 35V34H237V33H240L239 30H241V29L238 27V25H237L236 23H234ZM254 24H255V23H254ZM147 25H148V27H149V29H150V25H151V23H149V24H147ZM182 25L179 26V29H178V30H176V31H177V33H176L177 35H178V33H179L178 31L181 30V29L183 28V27L181 28ZM202 25H203V24H202ZM230 25H231V26H230ZM257 25H258V23H257ZM257 25H254V26H256V28L259 29L260 32H261V30H263V29H260V28H261V27H259L260 25H258V27H257ZM199 26H200V27H199ZM250 26H251V27H250ZM174 27H175V25H174ZM210 27H212L213 29H212V28L210 29ZM237 27H238V28H237ZM246 27H247V26H246ZM187 28H189V29H187ZM203 28H206V29H203ZM248 28H249V29H248ZM248 28H245V31H244V32H245V35L248 36V35H247V33H248V34L251 35V36H253V35L255 36V33H256L255 31H256L257 29L255 30V29L252 27V25H248ZM54 29H56V30L58 31V33L60 34V23L55 24ZM149 29H147V31H148ZM174 29H176V28H174ZM207 29H208L209 32H208V31H203V30H207ZM216 29H217V30H216ZM219 29H220V30H219ZM224 29H225V33L228 31L226 34L224 33ZM188 30H189V33H188ZM190 30H191V31H190ZM195 30L197 31V33H196ZM229 30H230L232 33H230ZM259 30H257V31H259ZM182 32H183V31H180V33H181L180 35H181V36H182ZM253 32H255V33L253 34ZM142 33H144V32H141L139 35H144V34H145V33H144V34H142ZM194 33L197 34V35H195L196 37L194 36ZM251 33H252V34H251ZM222 34H224V35H222ZM256 34H257V33H256ZM146 35H147V34H146ZM136 36H138V35H136ZM197 36H198V38H197ZM219 36H222V37H219ZM254 36H253V37H254ZM177 37L179 38V35H178ZM183 37H184V36L181 37V41L184 40ZM193 37H194V38H193ZM188 38H189V36H188ZM226 38H227V37H226ZM248 38H250V37L248 36ZM179 39H180V38H179ZM179 39H178V40L176 39V41L179 42ZM194 39H195V41H196L197 39H199V40H197L198 42L196 41V42H197V43H196V42L194 41ZM190 40H191V41L193 40L194 42L191 44V41H190ZM213 40H214V41H215V40L218 41L217 43H218L219 45L216 43V41L214 42ZM200 42H199V43H200ZM195 43H196V44H195ZM220 43H221V44H220ZM216 44H217V45H216ZM250 44H251V43H250ZM250 44H249V43H248V44L245 43V44H241V46L239 45V46L237 47V50H239V51H237V53L240 52V53L243 55V58H242V55H241V54H239L240 56L238 55V56H239V60L242 59L241 62L238 60V62H240V64L237 62V58H238V56H237V58H236V62L238 63V65H236L237 63H236L235 61H233V60H229V58H228V59L226 58V59H223L224 62H223V60H221V61H219V62L214 63L213 66H211L212 69L209 68L207 71H203V70H205V68H204V69L201 68V64H199V62H201V61H202V64H204V62H205L206 60L203 61V59H207V58L209 59L208 56H206L205 58H202V55H199V54H201V50L198 49L199 52H197L198 50L195 52V54L197 53L198 56H197V55H195V56H194V55H192V56H191V55H187V56H191V57L194 56L195 59H196L197 57H198V58H199V57L202 58V59L199 58L200 61H199V59H196V60H198L199 62H198V64L196 63L195 65H193V66L196 67L195 69H193V68H194L193 66H190V67H192V68H190V67H187V66H189V65H186L187 62H188V64L191 65L192 62L195 61V59L192 58V60L194 59L193 61L191 60V57H189L190 59H187V57H186V55H185L186 51L183 53V55H181V56H182V57L180 58V59H181V62H180V60H179V62H178L180 65L178 66V63H177V65H175L176 67H173V69H176V70L173 71V73L176 74V75H177V73H178L177 76L179 77V72L181 71V73H180V74H181V75H180V78H181L180 81H182L181 83H183V85H186V84L189 85L190 83H191L190 86H193L195 83H196V85H195L194 87H192V91H193V92H192V91L189 92L190 94H189L188 99L183 98V96H184L183 94H182V97L180 96L181 94H179V92L181 91V87H180V89H178V91H177V88H176L175 91H177V94H176V92L174 91V93H175V94H174V95H175V98H174V100H175V103H174V104H175V105H174V106H175V109H173V108H174V106H173V108H172V115L175 114L174 117H173V119H175V123H174V124H175L176 126L174 125L175 127H174V126H173V127L175 128L174 130H175L176 133L174 132V135H176V136H174V137H176V138L174 139V142H173L174 145H173V150H172L171 159H169V160H171V162L168 161L167 166H166L167 168H165V165H166V164L163 165V164L161 163V161H160V162H158V163L155 164V166H156V170L154 171V173L146 174V176L141 177V178H133L132 180H131V179H130V180L127 179V180H129L128 182H127L126 179H123L124 182H125V180H126L125 183L122 182L121 179L119 180V178H118V180H117L116 178L113 177L112 180H111V177H110L111 182L113 181V183H111V184H114L115 181H116V182H122V183H123V185H122V183H115V184H116V188H114V191H115V192L113 191V189L111 190L112 192L109 191L107 188L102 189V187H101L102 184L99 185L100 188H96V187L98 186L97 184H98L99 182H100V183H103V182H104L105 185H107V184H108L107 182H110V181H108V180L106 181V179H104L106 182L103 181V179H102V180L100 179L101 181H99V182H98V180H91V181H93V182H90V183L94 185V186L91 185V187H89V186H90V183L88 182V181H90V180H85V184H87V183H89V184H87L88 186L85 185V187L82 185V188H83V189H79V188L76 189L77 187H75V185H76V186H77V185L79 186V184H82V183H79V182H82V180H81V181H80V180H77V182H78V183H77V182H74L73 180L70 179L72 182H74L75 185H74L73 183H72V185H71V184H68L69 179H66V181H62V183H66V185H64L65 187L63 186V188H62V186L60 187V193H59V194L62 195V196H60V200H61V201H60V204H61V205H60V210H61V208L64 209L63 206H62V204H64V205H67V206H65L66 208L70 207V208L74 211L75 214L72 212V210H71L70 208H69V209H70L71 212L68 211V209H67V210L64 209V211L66 210L67 213H65L64 211H63V212L61 211L62 213H65V214H64L65 217H63V215H62L61 212H60V214H61L60 216H62V217H60V238L62 237V238H61V241H62V240L64 241L63 237H64L65 239H67V241H68V243H67V242H63V243H62V242L60 241V244H61V245L63 244V248H64V249H65V248L67 249V251H65V250H66V249H65L64 252H63V250H62L63 248H62V249L60 248V249H61V252L64 254V255H62V253L60 252V253H61L60 255H62L61 258H60V259H61V260H60V261H61L60 264L63 263L64 261H66V258L69 259L70 257H72V255L70 256L69 253H72L73 256H75L73 252H75V254H79V255H76L77 257H78V256H79V257H78V259L75 261L76 263L74 262V264H108L109 262H110L109 264H113V263H119V264H120V262H124V261H125V257H126V259H128L127 262H128L131 258H132L131 260L133 261V257H131V254H133V252H134V248H135V247H132V248H131L130 245L135 246V245H134V244H135L134 241L139 243V240H138V239H140V241H143V237H142L143 234H146V233H147V234L145 235L146 238H150V237H147V235L149 234V231H150V233H151V232L155 233L156 231H157V232H158V231L160 232V230H161V233H160L159 235H160V236L163 235V234H162L163 229H160V228H159L160 226H161V227H162V226H166L165 229L168 230L170 227H169V228H167V227H168L169 225L172 226V224H173V227H172L171 229H172V232H174L173 234H175V235H176V231L179 232L178 230H180L181 232H179V234H180V233L182 234V232H183V233L186 234V236H187V234H189V233H187L188 230H185V229H189V230L192 229L191 232H190V235H188L187 238L192 237V236H193V234H192L193 232H195V236H197V235H198V232H197V231L200 229L199 227H201V228L203 227V228H202L203 230H202V229H201V230H202L203 232H205L204 225H206V228H209V229L211 228L210 231H211L212 229L215 230V229L217 228V227H215L217 224H216L214 227H211V226H213V223H212V222H209V220L211 221V219L207 220L208 217H207V215L205 214L206 212L208 213V212L211 211V209H209L208 206H210V207L212 206L213 208H212V207H211V208H212V210H214V211H215L216 208H217V211H216V212L220 211V210H218V209H221V208H218V207H215V209H214V206H215L214 203H215V202L212 201V197L208 199V204H206L205 202L203 203V204L206 205L205 207H206L208 210H207L206 208H203V207L200 205L201 208L204 209V211H203L202 209H200V210H202V211L204 212V214L201 213L202 211H200V210H199V211H198V210H195V212H194V209H195L196 206H195V207L192 206V207L194 208V209L192 210V209H191L192 207H189V205H191V204L188 203V206H187V204H186V206H187V208H190V209H187V210H186L187 212H185V209L183 208V210H184V214H180V215L182 216V217H180V215H176L177 213L174 212V211H176V210H174V209H175V208H174L175 206H172V205H174V204L176 205L177 202H178V201H177L178 199L181 198V200H182V199H185V200H186V198H183V196H182V197H177L178 199L175 198L174 196L172 197V196H171V193L174 194V195H176V194L174 193V191H173V192H171V191H172V187H173V185H174L175 183H177V181H178L177 179H179V181H180V178H178V176L180 175V171H177V169H178V163H179V159H180L182 156H184V155L180 156V154H183V153L185 154V152L182 153L181 151H179V149L181 148V146H184V145H183V142H184V144H185L187 141L190 140L191 137L194 138V137L196 136L197 142L195 141V140H196L195 138H194V140H192V138H191V140H192L193 142L195 141L197 144H198V143L203 144L202 147H203V149L205 148L204 151H203V149H202V147L200 146V144H199V146H196V143L194 142V146H193V142H192L191 140H190V141H191L192 143L189 142V143H191L192 146H193L192 150H193V149L195 150V152L191 151L190 155H192V154L195 155L196 152H197L196 154H198V158H197V155H196L195 158H194V159H195V160H194L195 163H196V161H197V164H198V165H197V164H194V163H193V164H194V167L197 165V166L199 167V168H198L199 170H200V168H201V170H202V169L205 167V165H206V164H205V158L211 160V158L213 159V157L215 158V159H213V161L216 162V163L214 162V164H215L216 166H214L213 168L216 167V168H218L219 170H221V169H223V168L225 169V167L227 168V166H229V164H230V162H229L230 158H233V157H231V156H232L231 154L234 153V155H235V153H236V152H232L233 150H231V149L229 148V147L232 146V145H233V146H232L233 148L231 147L232 149H234V147H236L235 149L238 148V150H239V152L236 153V155L238 156L237 161H235L234 158L231 160V161L234 160V163L237 162V163H235L237 166H240V164H239V160H240V161H243V160L245 161V159L242 160V158H244L245 154H246V156L248 155L247 153L249 152V149H250V152H251V151L254 152V151L251 149V147H252L251 145H253V147H255V145L258 144L257 141H258V142L262 141V143H261V142L259 143V144H261V148L259 147L260 145H257L255 148H257V149H259V150L261 149V151L264 152V149H263V148H264V140H263V139H264V136H263V135H264V132H262V131H264V128H260V127H258V126H260V124H257V122H259V120L262 119V118H259V119H258L257 117H260V116H261V117L264 118V114H263V113H264V108H263V107H264V102L262 103V98H264V97H263L264 95H263V94H262L263 96L261 95V93L264 91V89H263V88H264V85H263V87H262V86H261L262 83H260V82H263V81H264V78H263V80H262V78H261L260 81H259V77H260L261 74H262L261 71H264V70H263V69H264V66L261 67L262 64L264 63V59H262V57L264 58V51H263V49H264V45L262 44V47H263V48H262L260 51L256 52L254 49H252V46H253V45L251 44L252 46H250ZM199 45H200V44H199ZM243 45L245 46V49H247V52H246V53L243 51V50H245V49H243V47H244ZM247 45H248V47H246ZM196 46H197V47H196ZM215 46H214V47H215ZM148 47H150V45H147V46L144 47V53H143L144 59L150 54V49H149ZM190 47H191V46H190ZM239 47H240L241 51H240ZM249 47H250V49H249ZM252 50H254V53L252 52V53H253V56H254V54H255L256 57H255V56L253 57V56L251 55V54H252V53H251ZM221 51H220V52H221ZM231 51H232V50H231ZM231 51H229V52H231ZM242 51L244 52V54L242 53ZM215 52H216V51H215ZM222 52H223V51H222ZM232 52H236V49H235V51L233 50ZM232 52H231V53H232ZM248 52H249V53H248ZM255 52H256V53H255ZM259 52H260V53H259ZM190 53H191V52L188 51V54H190ZM198 53H199V54H198ZM250 53H251V54H250ZM257 53H258V54H257ZM191 54H192V53H191ZM249 54H250V55H249ZM260 54H261V55H260ZM257 55L259 56V58H258ZM138 56H139V55L136 54V56H133L132 58H128V59L131 61L130 63H132L133 65H137V64H139L140 66H143L144 69H145V66H146V65H145V61H144V59H142V58L139 56V60H138ZM184 56H185V59H187V60H185V59L183 58ZM244 56H245V57L247 56L248 59H247V57L245 58ZM261 56H262V57H261ZM203 57H204V56H203ZM250 57L255 58V59L257 60V62H259V65H257V66H260V67L257 68V66L255 65V64H257V62H255L256 60L251 58V61H250V60H249ZM244 58H245V59H244ZM257 58H258L259 60L262 59V60H261V63H260V61H259ZM183 59L185 60V62H186V61H187V62H186V63L183 62V61H184ZM137 60H138V62H137ZM182 60H183V61H182ZM188 60H189V61H188ZM190 60H191L192 62H191ZM248 60H249V61H248ZM252 60H253V61H252ZM245 61H247V62H249V63H247V62H245ZM182 62H183V63H182ZM190 62H191V63H190ZM233 62H235L236 64H234ZM254 62H255V63H254ZM262 62H263V63H262ZM246 63H247V64H246ZM250 63H251V64H250ZM253 63H254V64H253ZM181 64H182V65L185 64V65H183V66H185L186 69H184V70H186L187 73H186L184 70H182L184 67H183ZM242 64L245 65V66L247 65L246 67H248V68L251 66V67H250L251 70L248 69V68L246 69L244 66H242ZM249 64H250V66H248ZM252 64H253V66L255 65L254 68L252 67ZM199 65H200V66H199ZM198 66H199V67H198ZM235 66H236V67H235ZM238 66H240V68H239ZM177 67H179V68H178V69H179V72L177 71V70H178ZM180 67H181V68H180ZM243 67H244V68H243ZM255 67H256V69H255ZM84 68H85V67H82V68L76 73V75H75L76 77H75V78H79V75H80L79 73H81V72L83 71ZM199 68H201V70H200ZM235 68H236L237 70H236ZM238 68H239V69H238ZM259 68H260V69H259ZM261 68H262V70H261ZM180 69H181V70H180ZM190 69H192L193 71H191ZM202 69H203V70H202ZM233 69H235L236 71L233 70ZM254 69H255L256 71H255ZM257 69H259V70H257ZM106 70H107V69H106ZM194 70H195V71H194ZM246 70H247V71H246ZM253 70H254V71H253ZM189 71H191L190 73H192V72L195 73V74L192 73V75L194 74V75H193L194 77L192 76V78H194L195 81H194V79H192V78L190 77L191 74L188 73ZM232 71H233V73H231ZM248 71H249V72H248ZM259 71H260V72H259ZM175 72H176V73H175ZM258 72H259V73H258ZM227 73H228V74H227ZM250 73H254V74H251V77H250ZM256 73H257V74H260V75L257 76ZM183 74H184V75H183ZM189 74H190V76H189ZM232 74H234V75L236 76V78H238V79L233 78V77H235V76L232 75ZM255 74H256L257 77H254ZM104 75H105V74H104ZM104 75H102V77H104ZM185 75H186V76H185ZM228 75H231L232 77H231V76H228ZM248 75H249V76H248ZM262 75H263V74H262ZM177 76H176V77H177ZM184 76H185V77H190L191 79L188 78L189 80H186V78H185ZM195 76H196V77H195ZM204 76H205V77H204ZM237 76H238V77H237ZM263 76H264V75H263ZM106 77H107V76H106ZM203 77L206 78V79H208L209 81L206 80V81L204 82V81H203V80H204ZM247 77H248V78H247ZM249 77H250V78H249ZM253 77H254V78H253ZM202 78H203V80H202V81H203V84L206 83L205 85H208L207 81H208V82H211V83H209V84H210V86H212V87H211L212 89L215 88V87H217V88H221V87H223V86H221V83H222V85L224 84V87H225L226 85H227L226 87H228V86H229L228 83L231 84V85H232V83H233V85H234V84H237V83H234L236 80H238V81H237V82H238V86H240L241 84L239 85V79H243L244 81H245V79H246L245 82H242V81H241L242 84H243V83H246V82H247V79H249V84H250V82H251V78H252L251 85H253V88H254V86H255V88L252 89L253 93L255 92V89H256V91H258V90H257V87H258V89H259V88L262 89V90L260 89V91H259V92H261V93L258 94V95H260V96H258V97H261V99L258 98V100H257V99H255L256 96H257V93L254 95V94H252V92H250L252 86L249 87V84H248V83H246L247 85H246V84H245L244 86L242 85L245 89L242 88V86H240L244 91H243L242 89H241V90H242V91H241L239 88H238V89H239V90H238V89L236 88L237 85H234V86H233V85H232V86L230 85L231 88H232V89L230 88V89L232 90L231 92H234V89H233V88L235 87V88H236L235 93H236V94L238 95V97H239V99H238L237 95H234V93H233V95H232L231 93L228 94V96H231L232 99H233L234 97H236V98L238 99V107L235 108L236 110L234 109L235 111H234V110H231V111H232V115H233V113H236L237 115H238V113H239V116H238V118H236L237 120H235V121L238 122L239 124H241V123L244 124V125L241 124L243 127H245V123H246V127H247V129H246V127H245V129H243V127H241L238 123H237V125H239V126H237L236 123H235V121L232 122L233 119H231L230 122H229V117H230V118H233L232 115H231V116H230V115H226V116H228V117L223 118V116H224L225 114H227L228 112H229L228 114H230V110L224 111L223 114H222L221 112H219V114H221V115H218V111H219V110L217 109V111L215 110V114H217V115L211 114V113L213 112V110H211V108L209 109V107H210V105L212 104V102L214 101V98H216V97H214L213 99H211L212 97H210V93H209V92H211V91H210V89H211L210 86H208V87H209V88H208V87L205 86V85H204L203 87H202V85H197V84L200 83V81H201ZM228 78L231 79V82H230V80H228ZM257 78H258V81H256ZM69 79H70V78H69ZM69 79H68V82L65 81V79H64L65 82L63 81V82H64L63 84H59L60 86L57 85L58 87L55 86L56 88H53V89H52V87H51L52 90H51L50 87H49V91H48V93H47V96H48V97H53V96H56V97H57V96H60V94L62 93V92H60V91L63 90V89H66V88L69 89V88H71V89H69L70 91H72V90L75 91V90H77V89H79V88L85 87V86H83V85H85L86 83H88V82L81 81V82H79V85H77V83H78L77 81H76V82H73V81L71 80V81H72V82H71V81H69ZM183 79H184L185 81H184ZM234 79H235V80H234ZM66 80H67V78H66ZM77 80H78V79H77ZM102 80H103V79H102ZM226 80H227L228 82H227ZM103 81H104V80H103ZM192 81H193V82H192ZM202 81H201V82H202ZM255 81H256V83L259 82L260 84L258 83V84H257L258 86L255 85ZM91 82H92V81L89 82L90 84H88V86H89V85H92L93 82H92V83H91ZM226 82H227V84H226ZM184 83H186V84H184ZM193 83H194V84H193ZM219 83H220V85H219ZM263 83H264V82H263ZM201 84H202V83H201ZM61 85H62V86H61ZM86 85H87V84H86ZM93 85H94V84H93ZM188 85H186V86H188ZM215 85H216V86H215ZM217 85H218V86H217ZM76 86H77V87H76ZM220 86H221V87H220ZM247 86H248V87H247ZM259 86H261V87H259ZM195 87H196V89H195ZM204 87H206L209 91H208L207 89L204 90ZM44 88L46 89L45 86H44ZM217 88H216V89H217ZM247 88H250V90H249V94L254 95V97H252V95H251V98H250V95L247 94V92H248ZM45 89H43V90H45ZM194 89H195V90H194ZM212 89H211V90H212ZM237 90H238V91H237ZM245 90H246V91H245ZM45 91H46V90H45ZM205 91H208L209 95H208V93H206ZM213 91L215 92V89L212 90V92H213ZM212 92H211V94H212ZM237 92H238V93H237ZM239 92H240V94H239ZM242 92H244V93H242ZM205 93H206V94H205ZM245 93H246V94H245ZM214 94H217V93L215 92ZM243 94H244V95H243ZM35 95L38 96V91H36ZM176 95H177V99H176ZM206 95H207V96H206ZM247 95L249 96L248 98H250V100H248L249 102L246 101V99H247ZM179 96H180V97H179ZM212 96H216V95H213V94H212ZM232 96H233V97H232ZM178 97H179V98H178ZM184 97H186V96H184ZM240 97H243V98L245 97V98H246L245 101H244V99H241ZM180 98H181L182 100H180ZM228 98L231 99L230 97H228ZM236 98H235V99H236ZM252 98H253L254 100H253ZM183 99H184V100H183ZM232 99H231V100H232ZM174 100H173V102H174ZM210 100H211V104L209 103ZM239 100H241L240 103H239ZM251 100H252V101H251ZM255 100H256V101H255ZM260 100H261V101H260ZM254 101H255V103L258 101V104H257V103L254 104ZM263 101H264V100H263ZM250 102H252V103H250ZM260 102H261V104H260V106H259V103H260ZM243 103H244V105H245L246 107H245L244 105H242ZM246 103H247V104H246ZM209 104H210V105H209ZM240 104H241V107L243 106V107L245 108V110H243V109H244L243 107H242L241 110H238ZM262 104H263V106H262ZM217 105H218V104H217ZM247 105H248V106H247ZM255 105L258 106V107H256ZM215 107H216V105H215ZM259 107H260V108H259ZM218 108H219V105H218ZM246 108L251 109L252 112H250V111H249L248 109H246ZM253 108H255V111H256L257 113L259 112V109H260V113H258L259 116H257L258 114L255 113V114H256V116H255L256 118H254V116H253L254 121H255V120H258V121H257V122L255 121V122L251 123L253 120H252V121H249V120L251 119V118H249V116H250V115H251V116H252V115H255V114L253 113V111H254ZM256 109H258V110H256ZM63 110L66 111L67 114H68V113L71 114V115H72L71 118H73V117H75V116L78 115V111H77V110H78V106H77V105H74L72 102H68V104H66V106L64 107ZM209 110H210V112H211V111H212V112L210 113ZM246 110H247V111H246ZM261 110H263V111H261ZM173 111H175V113H173ZM239 111H240V112H239ZM243 111L246 112V113H247V112H248V113L250 112V113L248 114V115H249V116H248V119H247L248 121L244 120V119H246L245 115H247V114L244 113ZM216 112H217V113H216ZM225 112H226V113H225ZM242 112H243V113H242ZM262 112H263V113H262ZM240 113H242V114H240ZM252 113H253V114H252ZM244 114H245V115H244ZM260 114H261V115H260ZM262 114H263V115H262ZM208 115H209L210 117H213V116H216V117H214V118H210ZM242 116H244V117H242ZM251 116H250V117H251ZM177 117H178V118H177ZM184 117H185V118H184ZM206 117H209L210 119H212V121L214 120V121H213L214 123H215V120H216L217 118H219V117L221 118V121H222V120H225V121H224L225 123L220 121L222 124L224 123L225 125H221L220 122H219V123L217 122L218 124L215 123V124L217 125V127H219V128L215 127L216 132H215V131H214V132H213V131L210 132V134H212V132H213L212 135H210V134H205L207 137L210 135L209 137H210V138L212 137V141H213V143L216 142V143L219 144L220 146L214 144V145H215V147H214V146H213V143H212V141H211V139H207V140H206V136H203L204 134H201V133H203V131H202V128H201L200 126H201L202 123H204V122H202V121H205V122H207L208 120L211 121L210 119H207ZM224 117H225V116H224ZM235 117H237V116L234 115V119H235ZM240 117H241V118H240ZM176 118H177L178 120H177ZM179 118H180V119H179ZM215 118H216V119H215ZM222 118H223V119H222ZM227 118H228V120H226ZM182 119H183V120H182ZM205 119H207V121H206ZM241 119L244 120V121H242ZM176 120H177V121H176ZM219 120H220V119H219ZM239 120H240L241 122H240ZM217 121H218V119H217ZM226 121L228 122V124H227ZM245 121H246V122H245ZM263 121H264V120H263ZM177 122H178V123H177ZM179 122H180V123H179ZM213 122H212V123H213ZM243 122H245V123H243ZM260 122H261V127H263L262 123L264 124V122H262L261 120H260ZM176 123H177V124H176ZM229 123H230V124H229ZM247 123H248V124H247ZM254 123H255V125L257 124V125L254 126V127L258 128L262 133L259 132V134L257 135V133H258L259 130L255 128L256 131H255V129H254V132H255V133L257 132V133H256L257 136H256V135H253V134H252V136H248L249 134L251 135V133L253 132V130H252V131H249V132L247 131L248 128L251 129V127H250L251 125L249 126V124H254ZM199 124H200V126H199L200 128H198V130H197L196 132H198V131H200V130H201L202 132L200 131V133H196L195 130L197 129V127H198ZM219 124H220V125H219ZM231 124H233L232 126H235V125H236V126H237V127L235 126L236 129H234L235 127H233L234 130L232 129V127H231V129H230L229 127H230ZM226 125H227L228 127H227ZM213 126H214V125H213ZM220 126H221V128H220ZM222 126H223V127H222ZM224 126H225V128H224ZM252 127H253V125H252ZM195 128H196V129H195ZM222 128H224V129L222 130ZM237 128H238L239 134H240V132H241L240 130H242V129L244 130L243 133H244V132H245V133H244V134L242 133L243 135L240 134V135H242V136H240L238 133H235V130H237ZM193 129H194V131H192ZM199 129H200V130H199ZM212 129H214V128H212ZM212 129H211V130H212ZM215 129H214V130H215ZM225 129H227V132H226ZM229 129L231 130V132H229ZM239 129H240V130H239ZM250 129H249V130H250ZM252 129H253V128H252ZM261 129H263V130H261ZM219 130H220V133H219ZM221 130H222V131H221ZM224 131H225L226 133H225ZM232 131L235 133V135H236L237 137H240L239 139H241V140H239V141L236 142V145H235V141H236L235 138H237V137L232 136V135H234V134L232 133ZM193 132L195 133L194 136H192V135H193V134H192ZM228 132H229V135H230V136H229V135H227L228 137H227V136H224V134H227ZM236 132H237V131H236ZM250 132H251V133H250ZM223 133H224V134H223ZM246 133H247V136H248V137L246 136ZM248 133H249V134H248ZM255 133H254V134H255ZM214 134H215V135H214ZM218 134H219L220 136H219ZM222 134H223V136H222ZM261 134H263V135H261ZM187 135H190V138H189V136H188V140L185 142V139H186L185 136H187ZM197 135H200L201 137H200V136L197 137ZM217 135H218V137H217ZM238 135H239V136H238ZM260 135H261V137H260V139H259L258 136H260ZM202 136H203L205 139H204ZM213 136H214V138H213ZM231 136H232L233 139H235L234 141H233V139L231 138ZM209 137H208V138H209ZM216 137H217V138H216ZM222 137H224V138H222ZM242 137H245L246 139H245V138L242 139ZM251 137H253V138H251ZM256 137H257V138H256ZM198 138H199V140H198ZM200 138H202V139H200ZM225 138H226V139H228V138L231 139V141L228 139V141L231 142V144H228L229 142H228V141L226 142V141H225ZM254 138H255V139H254ZM214 139H215V140H214ZM248 139L251 141V142H250L251 145H249L250 143H249V140H248ZM258 139H259V140H258ZM205 140H206V141H205ZM237 140H238V139H237ZM243 140H244V141H243ZM247 140H248V141H247ZM252 140H253V141H252ZM202 141H203L204 143H202ZM210 141H211V142H210ZM224 141H225L224 145L227 144V145L225 146V150H224V149L220 150L221 148H224V147H223L224 145L222 144V142H224ZM240 141L243 142V144H242ZM255 141H256V142H255ZM232 142H233L234 144H233ZM238 142H239V143H238ZM245 142H248V143H249V144H248L249 147H248V145H247V147L249 148V149H248V152H247V150H246L247 147L245 146V145H246ZM189 143H188V144H189ZM210 143L212 144V146H210V145H211ZM237 143H238V145H237ZM244 143H245V144H244ZM252 143H253V144H252ZM254 143H255V144H254ZM209 144H210V145H209ZM221 145H222V147H221ZM241 145H243V148H246V149H245L246 151L243 149V152L245 151L246 153H245V152H244V153L242 152V146H241ZM262 145H263V146H262ZM195 146H196V147H195ZM216 146H217V147H216ZM197 147H198V148H197ZM199 147H200V148H199ZM206 147H207V149H206ZM218 147H220V149H219ZM239 147L241 148V150H240ZM253 147H252V148H253ZM262 147H263V148H262ZM211 148H213V149H211ZM216 148H217V150H218V149H219V150H218V151H217V150H214V149H216ZM226 148H228V149H226ZM255 148H253V149L255 150ZM198 149L200 150V152H199ZM209 149H210V150H209ZM229 149L231 150V151H229V152H231V154H227ZM257 149L255 150L256 152H254V153H252V152L250 153V152H249V156L246 157V160H247L248 158H250L249 161L252 162L254 159H256V158H254V157L256 156L257 158H258V157H259V158L256 159V161H254V162L259 163V161H260V163H261L262 160H261L260 158H261V156L264 158V153H263L262 155H260V154L258 153V152H260V151H258ZM262 149H263V150H262ZM196 150H198V151H196ZM201 150H202L203 152H202ZM207 150H208V151H207ZM213 150L216 151V154H215V152H214ZM238 150H236V151H238ZM49 151H50V150H49V148H47V147H46V148H41V147H40V149L35 150V152H33V153H31V154L29 153V154H30V158H31V160H42V159L46 158V157L49 155ZM211 151H212V152H211ZM220 151H221V152H222V151H223V152L226 151V152H224V153L222 152V153H221ZM234 151H235V150H234ZM257 151H258V152H257ZM179 152H180V154H179ZM219 152H220L221 154H220ZM240 152H241V153H240ZM262 152H260V153H262ZM201 153H202V154H201ZM207 153H209V154H210V153H211V154L214 153V156L212 155V156H213V157H212L211 155L208 154V156H210V158H209V157L206 156ZM22 154H23V153H22ZM22 154H21V155H22ZM26 154H27V153H26ZM51 154H52V150H51ZM219 154H220V155H219ZM225 154H226V155H225ZM240 154H243V156L240 155ZM256 154H258V155H256ZM16 155H17L18 157L21 156L20 153H17ZM185 155H186V154H185ZM194 155H193V156H194ZM217 155H218V157H217ZM228 155H230V157H229ZM253 155H254V156H253ZM24 156H26V155L21 156V158H19V159L15 156V157H16V161H17V163H16V161L13 163L12 160H8V162H7V166H8V164H9V167H13V166H11V165H14L15 163H16L15 165H16L17 167L23 166V165H24ZM179 156H180V157H179ZM204 156H205V158H204ZM237 156H236V157H237ZM62 157L64 158V161H66V160L68 159L69 156L64 155V156H62ZM216 157H217V158H216ZM234 157H235V156H234ZM236 157H235V158H236ZM239 157H240V159H239ZM251 157L253 158L252 161H251V159H252ZM178 158H179V159H178ZM203 158H204V159H203ZM224 158L229 159V160H228L229 163H226L227 160H225ZM263 158H262V159H263ZM216 159H219V160L217 161ZM238 159H239V160H238ZM259 159H260V160H259ZM14 160H15V159H14ZM201 160L204 161V163H202ZM224 160H225V161H224ZM258 160H259V161H258ZM49 161L52 162V163H51V166H50L52 172L55 171V170L60 169V166H61V165L58 164V163L60 162V146H59V148H58V150H57V155H54V158H53V159H49ZM213 161L211 160V161H209V162L211 163V162H213ZM222 161L225 162L226 166H225V165H222L223 167L220 168V165L223 163ZM257 161H258V162H257ZM263 161H264V160H263ZM169 162H170L171 165L173 164V166H171V165L169 164ZM177 162H178V163H177ZM10 163H11V164H10ZM201 163L204 164V167H203V168H202L201 165H200ZM217 163H218V164L221 163V164L218 166ZM260 163H259V164H260ZM63 164H64V162H63ZM63 164H62V165H63ZM168 164H169V165H168ZM211 164H212V163H211ZM227 164H228V165H227ZM235 164H233V165H235ZM238 164H239V165H238ZM241 164L244 165L245 163L243 164V162H241ZM246 164L248 165V163H246ZM259 164H258V166H259ZM15 165H14V166H15ZM176 165H177V166H176ZM199 165H200V166H199ZM242 165H241V167H240V170H239V167L237 168V166H235V169L239 170L238 172H239L240 174H237L238 172H237V170H234L232 164H231V166H229V167L227 168V169H230V170H228V172H229V171L236 172V174H235V178H237L236 175L243 176L241 173L244 172V171L247 172V174H248V168H249V170H250V167H253V164L250 163V165H252V166H250V167L248 166V167H247V171H246V169H245V168H246V167H245L246 165L244 166L245 168L242 167ZM163 166H164V167H163ZM170 166H171L172 168H170ZM197 166H196V168H197ZM217 166H218V167H217ZM255 166H257V164H256ZM255 166H254V167H255ZM261 166H262V170H264V169H263V168H264L263 163L261 164ZM13 168H14V167H13ZM164 168H165L166 170H165ZM196 168H195V169H196ZM216 168H215L214 171H212L213 169L211 170V171H212V175H211V173H210L211 171H209V174H210L211 176H210V175H208V176H210V177L205 176V175L207 174L208 171L205 172L206 174L204 173V177H203V178H204V181L207 180V179H209V178L212 179L215 175L218 176V177L216 176L218 179L221 178V177H220V175H221V171H220V172H219V170L216 171ZM232 168H233V169H232ZM256 168H257V167H256ZM256 168H255V169H256ZM43 169H46V168H43ZM198 169H197V170H198ZM204 169H205V168H204ZM204 169H203V171H204ZM242 169H243V170L245 169V170L242 171ZM252 169H253V168H251V171H252ZM259 169H260V167H259ZM163 170H165V172H164ZM178 170H180V168H179ZM199 170H198V171H199ZM256 170H257V169H256ZM262 170L260 169V171H261L262 173H264ZM160 171H163V173H162V174H159V173H161ZM195 171H196V170H195ZM203 171H202V172H203ZM215 171H216V172H215ZM240 171H242V172H240ZM213 172H214V175H213ZM222 172L224 173L223 170H222ZM232 172H231L230 174H231L232 176H234V173H232ZM245 172H244V173H245ZM256 172H257V171H256ZM258 172H259V171H258ZM258 172H257V173H258ZM261 172H260V173H261ZM215 173H216V174H215ZM219 173H220V174H219ZM244 173H243V174H244ZM260 173H258V174L260 175V177H263V176H262V173H261V174H260ZM178 174H179V175H178ZM228 174H229V173H225V176H223V178H221V179H223V180H225V178H226L227 181H224V182H226L227 185L231 184V185H229L228 187H233L232 183H233V184L237 183V182H235V181H238L239 179H241V180H239V181H241V182L244 181V180H242V179H245V181H247V179H248V178H243V177H246V175H245V176H243L242 178H241L240 176H238V177H240V178L237 179V180H235V179H233L234 177H232L230 174H229V176H231L232 178H231V177H228V178H227L226 175H228ZM249 174H250V171H249ZM161 175H163V176L160 177ZM222 175H223V174H222ZM222 175H221V176H222ZM157 176H158V177H157ZM179 177H180V176H179ZM206 177H208V178H206ZM224 177H225V178H224ZM249 177H250V175H249ZM159 178H160V183H161V184L159 183V180H158ZM217 178H215V180L212 179V181H213V180L216 181ZM229 178L232 179V181H231L232 183L229 182V181H230ZM20 179H21V178H19L18 175L16 174V177H15L14 183H15V182H16V183L21 182ZM107 179H109V178H107ZM115 179H116V180H115ZM164 179H165L166 181H164ZM262 179H263V178H262ZM67 180H68V182H67ZM56 181H57V179L55 180V182H56ZM71 181H70L69 183H71ZM75 181H76V180H75ZM83 181H84V180H83ZM86 181H87V182H86ZM157 181H158V182H157ZM214 181H213V182H214ZM233 181H234V182H233ZM97 182H98V183H97ZM162 182H163V183H162ZM164 182H166V183H164ZM202 182H203V180H202ZM228 182H229V183H228ZM241 182H240V183H241ZM60 183H61V182H60ZM94 183H95V184H94ZM104 183H103V185H104ZM156 183H158L157 185H158L159 188H158V187L156 188L157 185H156V186L154 185V184H156ZM203 183H205V182H203ZM206 183H208V180H207ZM214 183H215V182H214ZM214 183H211V180L209 181V184L214 185ZM10 184H11V182L9 181V178H8V175L6 174V171H5V170L1 171V172H0V189H1V190H2V189H5V190H6V189H8V188L10 187ZM67 184H68L70 187L73 186V188H74V187H75V188H74V189H73V188H69V189H68ZM111 184L109 183V185H111ZM115 184H114V187H115ZM117 184H118V186H117ZM119 184H121L122 187H120L121 185H119ZM242 184H244V183H242ZM109 185H107V186H109ZM153 185H154L155 188L153 187ZM161 185H162L163 187H162ZM177 185H178V183H177ZM177 185H176V186H177ZM206 185H207V184H206ZM223 185H225V186H224V187H225L224 189H226L227 185H226V184H223ZM223 185H222V186H223ZM236 185H237V184H235L234 186H236ZM220 186H221V185H220ZM220 186L218 187V188H219V191H218L219 193H221V192H220L221 190H224L223 187L221 186V188H220ZM86 187H88V189H87ZM92 187H93V189H92ZM94 187H95V188H94ZM110 187H113V185H111ZM150 187H152V189H149ZM166 187L169 188V189H167ZM228 187H227V188H228ZM61 188H62L63 190H61ZM80 188H81V187H80ZM84 188H86V190H84ZM117 188H118V189H117ZM121 188H122V189H121ZM153 188H154V190H153ZM164 188H165V189H164ZM175 188H176V187H175V185H174L173 190H174ZM64 189H68V190L71 189V192H73L72 190L75 191V189H76L77 191H78V190H79V191H80V190H83V192H85V193L82 194L81 191H80V192L78 191V193H81V197H80L78 194H75L76 192H75V193L73 192L72 194H71L70 192H68V193H70V194H67V196H68L67 198H68V199H67V198L65 199L66 196L64 197V195L67 193L68 190H67V191H66V190L64 191ZM96 189H97V191H96ZM99 189H100V190H99ZM101 189H102V190H101ZM105 189H106V190H105ZM147 189H148V190H147ZM158 189H159V191H158L159 193L155 191V190H158ZM160 189H161V192H160ZM163 189H164V190H163ZM166 189H167V190H166ZM170 189H171V190H170ZM182 189H184V190H182ZM182 189H180V190L183 191V192L186 191L185 188H182ZM213 189H214V188H213ZM213 189H212V191L215 190V189H214V190H213ZM91 190H93V191H91ZM116 190H117V191H116ZM127 190H128V192H127ZM165 190H166V191H165ZM168 190H170V191H168ZM89 191H90V192H89ZM150 191H151V192H150ZM153 191H154V192H153ZM163 191H164L165 193H163ZM167 191L170 193V195H168L169 193H168ZM228 191H230V190L228 189ZM36 192L38 193V190H35V191H34L35 194H36ZM64 192H65V193H64ZM87 192H88L89 194H87ZM91 192H92V194H91ZM147 192H148V193H147ZM152 192H153V194H151ZM183 192H182V193H183ZM218 192H217V193H218ZM247 192H249L250 194L247 193ZM247 192H245V193H247L252 199L254 198V199H253L254 202H250V201H253V200H252V199L249 200L248 195L244 194V195H246L247 198H245L243 201H245V202H248V201H249L250 204H249V203H246V204H247V205H246L245 202L242 201V202H243V205H240V204H242V203L239 201L240 203L238 202V204H239L240 206L238 205L237 207H235L236 210H237V209H240L242 216H243L244 213H246V212H250V211H249L250 208H251L250 210H253V208H254L255 206H253V205H251V204L254 203V205H255V203H256L255 200H257V198H256V196H255V195H257V194H255L254 192L251 193L250 191H247ZM62 193H63V194H62ZM126 193H127V194H126ZM176 193H181V192L178 191V192H176ZM214 193H215V192H214ZM219 193H218V194H219ZM227 193H228V192H227ZM232 193H236V192H234V187H233V192L230 191V193L227 194V195H229L228 198H230V195H231ZM253 193H254V195H252V196H253V197H252L251 194H253ZM85 194H87V195H85ZM90 194H91V197L94 198V200H95V201H93V202L95 203V205H94V203H92V200H93L92 198H91V201L89 200V202L92 203V204H91V205H88V204H89L88 199H90ZM123 194H124V195H123ZM129 194H131V197H130ZM150 194H151V196H152V195L154 196V197L152 196L153 199H154L153 202H152V197L150 196ZM183 194H184V193H183ZM212 194H213V192H212ZM36 195L40 196L39 194H36ZM69 195H70V196H69ZM83 195H84L86 198H85V197L83 198ZM122 195H123V197H122ZM126 195H128V196H127L128 199H127V197H124V196H126ZM181 195H182V194H181ZM181 195L179 194V196H181ZM227 195H226V198H227ZM234 195H235V194H232L231 197H233ZM258 195H261V194H258ZM258 195H257V196H258ZM263 195H264V194H263ZM263 195H262V197H263ZM17 196H18V194H17ZM87 196H88V197H87ZM120 196H121L122 198H121ZM132 196H133V197H132ZM69 197H70V198L73 197L72 199H75V200L78 199V198H81V199H82V202L80 201L81 204L79 203V205H81L82 208H81L80 206H78V205H76V206H78V208H76V206H75V204H74L75 201H74V200L71 201L72 199H69ZM76 197H78V198H76ZM116 197H119V198L116 199ZM224 197H225V196H223V197H222L223 199H222V198H221V199H222L223 201H224V200H227V199H225ZM244 197H245V196H244ZM87 198H88V199H87ZM129 198H130V199H129ZM150 198H151V199H150ZM170 198H171V199H170ZM215 198H217V197H215ZM219 198H220V196H219ZM235 198L237 199L236 196H235ZM235 198H234V197H233V198H230V201H231V202H230V201H227V202L225 203V201H224L225 204H224V203H222V204H221V203H218L219 205H223V207H224V205L228 204V205H226V207H224L225 209H223V207L220 206V207H222V210L226 211V212H225V216H226V217L228 216L227 220H228V219L232 220L231 217H232V218H233V217H236L233 213H232V215H231V212L234 211V205H235V206L237 205V204H235V201H237ZM260 198H261V196H260ZM38 199H39V202H41V201H40V198H38ZM83 199H84V200H83ZM114 199H115V200H114ZM120 199H121V201H122V199H123V203L120 202ZM145 199H146V201H145ZM174 199H175V201H174ZM176 199H177V200H176ZM210 199H211V200H210ZM234 199H235V200H234ZM247 199H248V200H247ZM258 199H259V197H258ZM65 200H66V201L69 200V201H71V203L68 202L69 205H68V204H65V203H64ZM79 200H80V199H78V201L76 200V201H77L76 204L79 202ZM85 200L88 202V204H87V202H86ZM117 200L120 202V204L118 203ZM126 200H127V201H126ZM129 200H130V201H129ZM149 200H150L151 203L149 202ZM172 200H173V201H172ZM209 200L212 201V202H214V203H212L213 205H210V204H209ZM213 200H214V199H213ZM215 200H216V203H217V202H221L220 199H219V200H218V199H215ZM66 201H65V202H66ZM83 201L85 202V204H87V205H86L87 207L90 206V208H91V207L94 208V213L92 212L93 209H90V208L84 207L85 204H84V206L82 205V204H83ZM113 201H115V203H118V204L115 205V203H114ZM116 201H117V202H116ZM125 201H126V202H125ZM147 201H148V202H147ZM179 201H180V200H179ZM223 201H222V202H223ZM62 202H63V203H62ZM170 202H171V203H170ZM172 202H174V203H172ZM175 202H176V203H175ZM229 202H230V206H231V205L233 206V208L230 207L231 211H230V209H229V211L227 210V209L229 208ZM232 202H234V203H232ZM72 203H73V205H74V208H73V205L70 206V204H72ZM113 203H114V204H113ZM166 203L168 204L169 208H167V207L164 208V207H165L164 205H165ZM210 203H211V202H210ZM231 203H232V204H231ZM236 203H237V202H236ZM163 204H164V205H163ZM167 204H166V206H167ZM171 204H172V205H171ZM203 204H202V205H203ZM218 204H217V205H218ZM233 204H234V205H233ZM244 204H245V206H244ZM92 205H94V206H92ZM121 205H122V207H121ZM217 205H216V206H217ZM249 205H250L251 207H250ZM162 206H164V207H163V208H164L163 210H165V211L162 210ZM170 206H172L173 208H170ZM184 206H185V205H184ZM184 206H183V207H184ZM200 206H199V207H200ZM203 206H204V205H203ZM51 207H52V206H51ZM79 207H80V208H79ZM115 207H116V208H115ZM199 207H198V209H199ZM238 207H240V208H238ZM244 207H245V208H244ZM248 207H250V208H248ZM252 207H253V208H252ZM117 208H118V209H117ZM196 208H197V207H196ZM246 208H247V209H246ZM80 209H81V210H80ZM115 209H116L117 211H116ZM166 209L168 210V212H169V209H170V211H171V213L173 214V216H174V215L177 216L176 218H178V216H179V219H177V220H178V221L180 220L181 223H184V221H186V220H184V219H183L184 221H181V219H182V218H185L186 216L189 215L188 210H192V213H193L194 215H192V217H188L189 220H187L188 222L184 223V225L186 224L187 226L190 225L191 227H193V226H195V223L199 221V222L197 223L198 225H196V226H199V227H198L199 229H198L197 227H196L197 229H196L195 227H194L195 229H194V228H190V226H189V227H187V226L185 227L183 224H181L182 226H181V225H179V226L184 227V230H185V231H183V228L181 229V228L178 226V224H177L178 228H180V229H178V228L176 227L177 229L175 228V230H176V231H175V230H174V225H175L178 221H176V220H172V219H171V218H172L171 213H170L171 218H170V217H168V218L165 217V216H164V215H165L164 213H166V214L168 213V212L166 211ZM171 209H173V212H172ZM176 209H177V208H176ZM180 209H181V208H180ZM241 209H245L244 211H246V212L242 211ZM52 210H54V208H53ZM75 210H76V211H75ZM86 210H87V211H90V210H91L90 213H93V214H91L92 216H91L90 218H88V217H89L88 215H90V214H89ZM114 210H115V212H113ZM178 210H179V208H178ZM178 210H177V211H178ZM236 210H235V211H236ZM79 211H80V212H79ZM157 211H158V213L160 212V214H161L162 216H164L163 218L168 219V220H165V219H164V220H165V222H168L169 225H167L168 223L164 225L165 222H164L163 219H160V218H162V216H161L160 214H159V216L157 217V220H156V217H155V216L158 214V213H156ZM181 211H182V209H181L178 213H183V211H182V212H181ZM196 211H198V212L200 213V215H196V216H195ZM224 211H222V212L224 213ZM240 211H239V213H240ZM68 212H69V213H68ZM77 212H78V213H77ZM82 212H83V213H82ZM198 212H197V213H198ZM216 212H215V213H216ZM222 212H218V213H216V214L219 215V216L221 217V215H223V214H221ZM227 212H228V215H226ZM237 212H238V211H237ZM242 212H243V213H242ZM153 213H156V214H153ZM174 213H175V214H174ZM186 213H187V215H186ZM190 213H191V211H190ZM192 213H191V214H192ZM210 213H211V212H210ZM210 213H209V214H210ZM219 213H220L221 215H220ZM234 213H235V212H234ZM69 214H71V215H69ZM72 214H73V215H72ZM76 214H77V215H76ZM87 214H88V215H87ZM111 214H112V215H111ZM135 214H137V216H135ZM191 214H190L189 216H191ZM201 214L206 215V216H205L206 219H204L205 217L202 218ZM211 214H212V213H211ZM211 214H210V215H211ZM216 214H215V216L218 217V219H216V217H214V219H213L212 216H213L214 214H212V216H210V215H208V216H210L209 218H212L214 221H215V220H216V221H218V220L221 221V218H220L219 216H217ZM229 214L231 215V217H230ZM235 214H236V213H235ZM237 214H238V213H237ZM237 214H236V215H237ZM241 214H240V215H241ZM66 215H67V217H66ZM68 215H69V216H68ZM79 215H80V217H79ZM113 215H115V217H114ZM152 215H154V216H152ZM168 215H169V213L167 214V216H168ZM185 215H186V216H185ZM233 215H234V216H233ZM238 215H239V214H238ZM240 215H239V216H240ZM86 216H88V217H86ZM194 216H195L196 218H195ZM197 216H200V218H199L198 220H197ZM223 216H224V215H223ZM223 216H222V219H223ZM225 216H224V218H225ZM239 216L236 217V218H237V221H238V219L241 217V216H240V217H239ZM73 217L76 218V219H74ZM85 217H86V218H85ZM92 217H93V218H92ZM152 217H154V218H152ZM174 217H175V216H174ZM174 217H173V218H174ZM193 217H194L196 220H195ZM238 217H239V218H238ZM63 218H65V219L63 220ZM66 218H67V219H66ZM70 218H71V219H70ZM79 218H80V219H79ZM82 218H83V219H82ZM84 218H85V219H84ZM91 218H92V219H91ZM107 218H108V220H107ZM110 218H111V219H110ZM176 218H174V219H176ZM190 218L193 219V222H192V220H190ZM219 218H220V219H219ZM16 219H17V221H22V220H23V218L20 217V216H16ZM77 219H78V222H77ZM169 219H170V220H169ZM186 219H187V217H186ZM200 219H201V221H200ZM202 219H203V221H204V220H207V221L209 222V225H210V223H212V224L208 227V223H207V221H205L207 224H204L205 222H202ZM234 219H235V218H234ZM65 220H67V221H65ZM69 220H70V221H69ZM74 220H75V223H74ZM79 220H81V221H79ZM84 220H85V221H84ZM109 220H110L111 223L109 222ZM115 220H116V221H115ZM159 220H160V223H161V222H164V223H161V224H162V225H161V224L159 223ZM161 220H163V221H161ZM171 220H172V221H171ZM213 220H212V221H213ZM223 220H224V219H223ZM239 220H240V219H239ZM106 221H108L106 224H108L109 227H108V225L105 224ZM169 221H171V223L175 221V222H174L175 224H174V223L171 224ZM194 221H195V223H194ZM214 221H213V222H214ZM216 221H215V223H217ZM69 222H70V224H69ZM82 222H84V224L82 225L83 227L81 228L79 225H81ZM102 222H103V223H102ZM116 222H117V223H116ZM180 222H179V223H180ZM190 222L193 223V226L190 224ZM200 222H202L204 225H203L202 223H200ZM234 222H235V220H234ZM234 222L232 223V221H231V222H229V223H232V224L234 225ZM72 223H74L73 225H75L76 228H75L73 225H71ZM76 223H77V224H76ZM79 223H80V224H79ZM109 223L111 224V226H112V225H113V226L110 227V224H109ZM187 223H188L189 225H188ZM199 223H200L202 226H200ZM237 223H238V224H237ZM61 224H62L63 226H62ZM66 224H67V225H66ZM103 224H104L105 226H107L108 229L110 228V230H111V229H112V230H111V231H108L107 228H106ZM158 224H159V225H158ZM220 224L222 225L223 222L221 221V222L218 223V225H217L219 228L221 227V230H223V229H222V226H221ZM226 224H227V223H226ZM240 224H241V220H240V222L238 221V222L235 223V226H236V227H234L235 231H234L233 233H234V235H236V236H238L240 233H242V232L239 230V227H238V226H240ZM115 225H116V226H115ZM241 225H242V224H241ZM36 226H37V228H39V222L36 223ZM61 226H62V227H61ZM69 226H71V228H70ZM103 226H104L105 229H106L104 232H103V228H104ZM149 226H153V227H151V229L153 228V230H154V229L156 228V226H157V228H159V230H158V229H155L154 231H153V230H150L149 228H147V227H149ZM154 226H155V228H154ZM229 226H230V224H229ZM231 226H232V225H231ZM231 226H230V227H231ZM77 227H79V228H81V229H78ZM102 227H103V228H102ZM140 228H141V230L143 231V233H142V231H140ZM163 228H164V227H163ZM214 228H215V229H214ZM236 228L240 231L239 234H237L239 231L237 232V231H236V230H237ZM63 229H64V230H63ZM114 229H115V230H114ZM143 229H144V230H143ZM146 229H149V230L146 231ZM171 229H170V230H171ZM193 229H194L195 231H193ZM209 229H206V230H209ZM231 229L234 230L233 227H232ZM70 230H71V231H70ZM73 230H74V231H73ZM79 230H80V231H79ZM113 230H114V231H113ZM173 230H174V231H173ZM66 231H67V232H66ZM107 231H108V232H107ZM137 231H138V232L140 231L139 234H140L141 236L138 234ZM165 231H166V230H164V232H165ZM192 231H193V232H192ZM202 231H200V232H202ZM64 232H65V233H64ZM106 232H107L108 234H107ZM110 232H112V234H111ZM145 232H146V233H145ZM157 232H156V233H157ZM172 232L170 231L169 233L172 234ZM208 232H209V231H208ZM216 232L220 234V232H219L218 229H217ZM216 232H215V231H214V232H213V231L210 232V233L212 234L211 236L208 235V234H210V233H207L208 236L206 235V233H202L201 235H200V233H199L200 236H202V235L205 234L208 238L211 237V238H209V239H210V240L212 239V242H211V241H209V242L214 243V244H212V247H211V244L209 243L210 246H209L208 250H210L211 254H212V251H213V253H216L218 256H217L216 254H214V256L216 255L217 257H213L212 255H209L210 253H206L205 256H208V255H209V256H211V257H212L213 259H215V260H217L218 257L223 256V254H221V253H224L225 251L229 250V249L227 248V249H225V251H224L223 249H224L225 247H224L223 245H221V246L219 247V245H220V244H219V241H218V239L216 240V239H215V236H214ZM235 232H237V233L235 234ZM61 233H62V234L64 233V234H67V235H66V236H64V234L61 235ZM68 233H69V234L71 233L70 235L73 237V239H72L73 241H69V240H71V237H70V235H69ZM74 233H76L77 235L74 234ZM103 233H104V234H103ZM136 233H137V234H136ZM165 233L168 234V231L165 232ZM196 233H197V235H196ZM217 233H216V234H217ZM78 234H79V235H78ZM109 234H110V235H109ZM171 234H170V236H171ZM177 234H178V233H177ZM184 234H183V235H184ZM68 235H69V236H68ZM86 235H87V237H86ZM108 235H109V236H108ZM111 235H112V236H111ZM137 235L140 236L141 238L136 237ZM150 235H151V234H150ZM150 235H148V236H150ZM153 235H154V234H153ZM155 235H157L156 237L158 238V233L155 234ZM155 235H154V236H155ZM164 235H165V234H164ZM191 235H192V236H191ZM217 235H218V234H217ZM67 236H68V238H67ZM78 236H79V239H80V240L77 239L78 241L75 242L76 239H74V238H76V237L78 238ZM81 236H82V237H81ZM145 236H144V237H145ZM167 236H169V234H168ZM189 236H190V237H189ZM195 236H193L192 238H194ZM236 236H235V237H236ZM212 237H213V238H212ZM84 238H85V239H84ZM86 238H87V239H86ZM135 238H136V239L138 238L137 241H136ZM151 238L156 239L155 237H151ZM151 238H150V239H147V240L145 239V240H146L145 245H142V244H141L142 247L144 246L143 248H145V249H143L144 251L147 249L146 244L148 243V241L151 240ZM192 238H191V240H193ZM202 238H204V237H202ZM202 238H201V237H199V238L195 237V239L193 240V242H194L196 239H199V240H200V239H202ZM228 238L231 239V237H228ZM236 238H237V237H236ZM243 239H244V238H243ZM74 240H75V241H74ZM145 240H144V241H145ZM205 240H208V239H205ZM214 240H216L217 242L214 241ZM231 240H232V239H231ZM236 240H237V239H236ZM240 240H241V239H240ZM240 240L237 241V242H239V243L237 244V246H238L240 243H241V245H242V242H244L243 240L240 242ZM261 240H262V239H261ZM261 240H260V241H261ZM131 241H132V242H131ZM189 241H190V239H189ZM197 241H198V240H197ZM213 241H214V242H213ZM250 241L252 242V240H249V243H248V241L246 242V240H245L246 245L249 246V244L251 243ZM70 242H71V243H70ZM72 242H74V243H76V244H74V243H72ZM78 242H79V243H78ZM199 242H201V241H198V244H199ZM206 242H208V241H206ZM215 242H216V244H215ZM232 242H233V244H236V243H237V242H235L234 240H232L231 243H232ZM263 242H264V238H263V241H262L261 243H263ZM64 243H65V244L67 243V245H68V244H70V245L72 244L73 246H70V245H69V246H66ZM125 243H126V244H125ZM128 243H129V245H128ZM131 243H132V244H131ZM133 243H134V244H133ZM226 243L229 244L230 242L228 243V242L226 241ZM231 243H230V244H231ZM253 243H254V242H253ZM111 244H113V247H111V246H112ZM123 244H125L126 247H125ZM139 244H140V243H139ZM143 244H144V243H143ZM207 244H208V243H207ZM217 244H219V245H217ZM61 245H60V247H61ZM127 245H128L129 247H127ZM167 245H168V244H166V246H167ZM174 245H175V244H174ZM174 245L171 244V246H172V248H171L170 243H169V246H167V248H168V247H169V249L171 248L172 250H170V251H172L173 253H176V251H177L176 248H175L176 245H175V246H174ZM215 245L218 246V247H216ZM244 245H245V244H244ZM246 245H245V246H246ZM250 245H251V244H250ZM115 246H116V247H115ZM145 246H146V247H145ZM166 246H165V247H166ZM214 246H215L216 248H215ZM222 246H223V247H222ZM245 246H244V247H245ZM70 247H73V249L70 248ZM75 247H76L77 249H76ZM109 247H110V248H109ZM120 247H122V248H120ZM165 247H164V248H165ZM210 247H211V248H214L215 250L212 249V251H211ZM221 247H222V249H220ZM239 247H240V245H239ZM242 247H243V245H242ZM69 248H70L71 250H70ZM113 248H114L113 251H114L115 253H116V251H117V252H120V254L123 256L124 259L121 258V255H120V254H119L120 256H119V255H116V254H118V253H116V254L113 253L114 255L111 254V253L113 252V251L111 252V249H113ZM115 248H116V251H115ZM119 248H120V249H119ZM124 248H126V249H124ZM127 248H128V249H127ZM140 248H141V246H140ZM205 248H206L205 250H207V247H205ZM240 248H241V247H240ZM263 248H264V247H263V245H262V247H261L260 250L263 251ZM74 249H75V250H74ZM117 249L120 250V251H118ZM121 249H122V250H121ZM129 249H130V251L127 252V250H129ZM131 249H133V251H132ZM135 249H136V248H135ZM174 249H175L176 251H175ZM197 249L199 250V248H196L194 251H196ZM219 249H220V250H219ZM76 250H77V251H76ZM106 250H107V251H106ZM124 250H126V252H125ZM143 250H142V251H143ZM198 250L196 251L197 253H198ZM205 250H203V251H204L203 253H205ZM217 250H218V251H217ZM222 250H223L224 252H223ZM70 251H72V252H70ZM78 251H79V252H78ZM136 251H137V249H136ZM140 251H141V249H140ZM140 251H138V253L141 254L142 251H141V252H140ZM144 251H143V252H144ZM159 251L162 252L161 254H164L163 252H165V253H166V252H169L168 249H166L165 251H163L162 249H160ZM159 251H157L158 254H160ZM221 251H222V252H221ZM68 252H69V253H68ZM105 252H106V253H105ZM124 252H125V253H124ZM129 252H131V253L129 254ZM206 252H207V251H206ZM208 252H209V251H208ZM217 252H218L219 254H218ZM67 253H68L69 255H68ZM104 253H105V254H104ZM123 253H124L125 255H124ZM127 253H128L129 255H128ZM135 253H136V252H135ZM169 253H170V252H169ZM203 253H202V255L204 256ZM66 254H67L68 257L66 256ZM102 254H103V255H102ZM140 254H139V255H140ZM156 254H157V253H156ZM156 254H155V255H156ZM166 254H168V253H166ZM170 254H171V253H170ZM220 254H221V255H220ZM224 254H225V253H224ZM98 255H99V256H98ZM110 255H112V258H114L113 256L116 255V256H115V259H116V260H117L116 257L119 256L120 258H118L119 260H117V261H120L121 259H122V261L117 262V261H115V259H114L115 262H114V261H111L112 258L110 257ZM135 255H136V254H135ZM135 255H134V256H135ZM141 255H142V254H141ZM219 255H220V256H219ZM63 256H65V258H64ZM104 256H105V258H104ZM129 256H130V257H129ZM156 256H158V255H156ZM209 256H208L207 258H210ZM108 257H109V258H108ZM128 257H129V258H128ZM106 258H107V259H106ZM110 258H111V259H110ZM212 258H211V259H212ZM216 258H217V259H216ZM246 258H247V257H246ZM253 258H254V257H253ZM62 259H63L64 261H62ZM70 259H71V258H70ZM79 259H80V260H79ZM105 259H106V260H105ZM108 259H110V260H108ZM211 259H208L207 261L210 260V261L212 262L213 259H212V260H211ZM250 259H251V257H250ZM78 260H79V261H78ZM131 260L129 261L128 264H131V263H132ZM215 260H213L214 263L212 262L211 264H215ZM251 260H252V259H251ZM77 261H78V262H77ZM217 261H218V260H217ZM217 261H216V262H217ZM103 262H104V263H103ZM105 262H106V263H105ZM111 262H113V263H111ZM125 262H126V261H125ZM127 262H126V263H121V264H127ZM209 263H210V262H209ZM209 263H208V264H209ZM219 263H220V259H219ZM133 264H136V263L133 261ZM206 264H207V262H206ZM216 264H217V263H216Z\"/></svg>",
	"mask_w": 264,
	"mask_h": 264
}]
</instances>
